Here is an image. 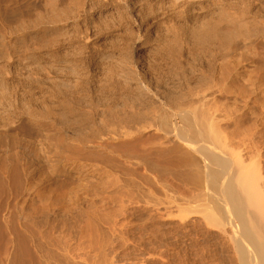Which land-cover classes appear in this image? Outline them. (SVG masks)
I'll use <instances>...</instances> for the list:
<instances>
[{
  "label": "rangeland",
  "instance_id": "obj_1",
  "mask_svg": "<svg viewBox=\"0 0 264 264\" xmlns=\"http://www.w3.org/2000/svg\"><path fill=\"white\" fill-rule=\"evenodd\" d=\"M46 0H44L45 2ZM68 1V3L66 2ZM57 0V6L55 8H44L45 12L43 9L39 10L41 12H37L38 14H36L35 12L29 11L31 12L30 14H32L31 19L34 20V22L31 24H29L31 26V28L27 27L26 24L22 21L21 18V14L19 11H17L16 8H18V0H14L13 4H9L8 6L3 7L1 5L0 2V47L3 48L5 45V47H9V48H14L16 49V52H12L10 53V59H9V55L6 54V56L4 55V52H2L4 49H2V51H0V91H4L3 95L0 92V97L2 99H0V113L2 112V114H0V118H1V122H0V126H1V131L5 132V134L3 132L0 133V143L2 142V144H0V159L3 161H0V264H66L68 262L69 259H73L75 258V260L77 258H81L78 260L81 261H85L87 259L88 264H111L115 263V264H140L139 262H141V264H148L146 257L148 256V247H149V243H147L148 241L150 242V240L153 238L155 239L154 236H156L157 234H161L163 233V230L159 231L156 230L154 228H151L148 224L146 218L144 216H146L145 212L143 211V209L139 206H136L134 208L130 209V215L128 217L129 218H125L126 221L123 225V232L119 233V228L117 227L118 225H115L117 223L116 220H118L117 216V212H118V207L119 204L117 201H113V205H110L111 201L109 198H116V187L114 186V182H115V173H114V167H111L112 165L114 166V158L112 157V155L114 156V154H112V149H113V144L114 141L111 139L112 136H110V134L112 133V129H116L115 127L120 126L119 124L121 123V125L123 124L122 121H126L127 118H129V116L131 115H136L139 116L141 114V112H147V110H149L148 105L142 104L143 102L142 99L143 96H140L139 101L134 100L136 98V95L138 94H134V92L137 90V86L141 87L142 83L144 84V82L146 81V77L148 74V66L145 67V65L143 66L142 63H144V58L146 56L147 53H150L152 56L151 58H161L163 61H161L162 66L166 65L163 67V72H165L166 74H171L174 77V82L175 84H177V86L179 87L180 85L183 84V81L186 77L187 80H189L190 84H196L199 80H202L210 69V64L208 62L209 57L212 56L213 54H215V52L217 53L215 48H212L213 46L210 45L211 42L215 41H222L220 39L223 40H228V39H241V38H253L257 40H263L264 39V0H137V1H141L143 3V6H141V8H137V9H132V10H118L116 9V7L113 6H108V7H102L99 5H96L92 8H87V9H82L78 7L79 0ZM193 1V2H192ZM61 2L64 4L67 3V5H63L61 4ZM71 2V3H70ZM78 4H77V3ZM147 4H145V3ZM148 2V3H147ZM151 2V3H150ZM176 2V4H175ZM178 2V4H177ZM181 2V3H180ZM187 2V4H186ZM16 3V5H15ZM18 3V4H17ZM162 3V4H161ZM189 3V4H188ZM191 3V4H190ZM61 4V5H60ZM75 4V5H74ZM155 4V5H154ZM158 4V6H157ZM183 4V5H182ZM202 4V5H201ZM207 4V5H206ZM63 5V6H62ZM69 5V6H68ZM149 5V6H148ZM160 5V6H159ZM177 5V6H176ZM186 5V6H185ZM192 5V6H191ZM197 7H196V6ZM1 6L3 8H1ZM14 6V7H12ZM148 6V7H147ZM155 6V7H154ZM183 6V7H182ZM205 6V7H203ZM14 9H12V8ZM61 7V8H60ZM65 7V8H64ZM75 7V8H74ZM98 7V8H97ZM164 7V8H163ZM181 7V9H180ZM186 9H185V8ZM189 7V8H188ZM202 7V8H201ZM8 11V9L10 10L9 12H6V10ZM8 8V9H7ZM70 9V12L69 9ZM79 10H78V9ZM100 8V9H99ZM102 8V9H101ZM146 8V9H145ZM148 8V9H147ZM151 8V9H150ZM3 9V10H2ZM16 9V10H15ZM55 9V11L58 9H62L60 12L58 11V13H61V17L60 18V13L56 15V12L53 11ZM66 9V10H65ZM75 9V10H74ZM92 9V11H91ZM110 9V10H109ZM139 9V10H138ZM155 9V10H154ZM183 9V10H182ZM199 9V10H198ZM13 10V12L15 14H13L11 11ZM17 12H15V11ZM43 10V11H42ZM49 10V11H47ZM52 10V11H51ZM74 10V11H73ZM77 10V11H76ZM84 10V11H83ZM142 10V11H141ZM151 10L153 11L151 13ZM193 10V11H192ZM196 10V11H195ZM6 14H10L12 15L11 17H9L8 15L6 16ZM51 11V12H50ZM67 13H66V12ZM79 11V12H78ZM83 11V13H82ZM89 11V12H88ZM91 11V12H90ZM96 11V12H95ZM146 11V12H145ZM168 13V14H164V12ZM187 11V12H186ZM12 14H11V13ZM43 12V13H42ZM48 12V13H46ZM54 12V13H52ZM72 12V13H71ZM77 14H76V13ZM86 12V13H85ZM116 12V13H115ZM142 12V13H141ZM181 12V13H180ZM71 15H70V14ZM82 13V14H81ZM95 13V14H94ZM106 13V14H105ZM118 13L119 16H118ZM131 13V14H130ZM146 13V14H145ZM151 13V14H150ZM156 13V14H155ZM33 14H36V16ZM43 14V15H42ZM50 14V15H48ZM52 14V15H51ZM55 14V15H54ZM105 16H104V15ZM135 14V15H134ZM142 14V15H141ZM194 14V15H193ZM47 15V16H46ZM59 15V16H58ZM67 15V16H65ZM101 17H98V16ZM108 15V16H107ZM124 15V16H122ZM133 15V16H132ZM148 15V16H147ZM162 15V16H161ZM14 16V17H13ZM45 16L46 18L48 17L51 21H49V19H47L48 21L46 22V18L42 17ZM51 16H53L51 18ZM72 16V17H71ZM137 16V17H136ZM155 16V17H154ZM168 16V17H167ZM13 17V18H12ZM40 18V19H36L35 18ZM57 17V18H56ZM64 17V18H63ZM92 17V18H91ZM96 20H93L95 19ZM107 17V18H104ZM119 17V20H118ZM122 17V18H121ZM159 17V18H158ZM164 17V19H163ZM166 17V18H165ZM8 18V19H6ZM10 18H12L11 20H9ZM34 18V19H33ZM66 18V20H65ZM71 18V19H70ZM112 18V19H111ZM135 18V19H133ZM138 18V19H137ZM147 18V19H146ZM157 18V19H156ZM5 19V20H4ZM44 19V20H42ZM59 19V20H58ZM82 19V20H81ZM104 19V20H103ZM111 19V20H109ZM117 19V20H116ZM128 19V20H127ZM143 19V20H142ZM245 19V20H244ZM74 20V21H73ZM100 20V21H99ZM109 20V21H108ZM135 20V21H134ZM137 20V21H136ZM151 20H153L151 22ZM155 20V21H154ZM242 20V21H241ZM36 21V22H35ZM42 21V22H40ZM46 23H43V22ZM59 21V22H58ZM62 21V22H61ZM72 21V22H70ZM78 21V22H77ZM83 21V22H82ZM90 21V22H89ZM93 21V22H92ZM99 21V22H98ZM107 21V22H106ZM113 21V22H110ZM121 21V22H120ZM127 21V22H126ZM157 21V22H156ZM159 21V22H158ZM238 21V22H237ZM22 22V23H20ZM39 22V23H37ZM54 22V23H53ZM56 22H58L57 24H55ZM61 22V23H60ZM70 22V23H69ZM86 22V23H85ZM89 22V24L87 23ZM92 22V24H91ZM94 22L96 23V25H94ZM101 22V23H100ZM117 22V24H116ZM129 22V23H128ZM151 22V23H149ZM164 24H163V23ZM242 22V23H241ZM244 22V23H243ZM36 24V27L39 28H43L42 30H46L50 32H47V34H45V39H52L49 41H42L44 42V46L42 45V42L39 41L38 43H36V46H31L32 48L28 51V53L26 54V56L24 55V53L19 54L18 52L21 49L20 46V41H21V37L22 35H24V33L26 31L29 32V30L31 31L34 27V25ZM50 23V24H49ZM64 23V24H63ZM74 23V26H73ZM110 23V24H109ZM119 23V24H118ZM121 23H123L121 25ZM162 23V24H161ZM191 23V24H190ZM21 24V25H20ZM27 24V25H28ZM34 24V25H33ZM38 24V25H37ZM43 24V25H42ZM68 24V25H67ZM71 24V25H70ZM76 24V25H75ZM100 24L102 25L101 27L97 28V25L100 26ZM107 24V26H106ZM109 24V25H108ZM129 24V25H128ZM144 24V25H143ZM152 24V25H151ZM235 24V25H234ZM23 25V26H22ZM49 27H48V26ZM52 25H55L54 27ZM59 25V26H58ZM61 25V26H60ZM64 25V26H63ZM71 27H70V26ZM81 25V26H80ZM84 25V26H83ZM119 25V27H118ZM139 25V26H138ZM156 25V26H155ZM161 25V26H160ZM164 25V26H163ZM241 25V26H240ZM243 25V26H242ZM44 26V27H43ZM52 26V27H50ZM96 26V28H95ZM115 26V27H114ZM129 26V28H128ZM149 26V28H148ZM208 26V27H207ZM235 26V27H234ZM25 27L26 31L24 30ZM46 27V28H45ZM57 27V28H56ZM62 27V28H61ZM81 27V28H80ZM97 31H94V29ZM105 27V28H104ZM109 27V28H108ZM122 27V28H121ZM126 27V28H125ZM134 27V28H133ZM147 27V29H146ZM155 27V28H154ZM157 27V28H156ZM210 27V28H209ZM240 27V28H239ZM249 27V28H248ZM66 30H65V29ZM89 28V29H88ZM92 28V29H91ZM102 28V29H100ZM143 28V29H142ZM161 28V29H160ZM212 28V29H211ZM243 28V29H242ZM262 30H261V29ZM53 29V30H52ZM64 29V30H63ZM87 29V30H86ZM109 29V30H107ZM111 29V30H110ZM119 29V30H118ZM200 29V30H199ZM220 29V30H217ZM225 29V30H224ZM248 29V30H247ZM21 30V31H20ZM57 30V31H56ZM84 30V31H83ZM89 30V31H88ZM129 30V31H128ZM134 30V31H133ZM144 30V31H143ZM148 30V31H147ZM150 30V31H149ZM239 30V31H237ZM20 31V32H19ZM61 31V32H60ZM65 31V32H64ZM81 31H83L84 33H82ZM157 31V32H156ZM163 31V32H162ZM194 31V32H193ZM196 31V32H195ZM201 31V32H198ZM205 31V32H204ZM235 31V32H234ZM23 32V33H22ZM53 32V33H51ZM56 32V33H55ZM63 32V33H62ZM81 32V33H80ZM86 32V33H85ZM94 32V33H93ZM118 32V33H117ZM122 32V33H121ZM143 32V33H142ZM145 32V33H144ZM162 34H161V33ZM210 32V33H209ZM224 32V33H223ZM232 32V33H231ZM258 32V33H257ZM20 33H22V35H20ZM53 35L54 37L49 35ZM58 35L61 34V35ZM88 33V34H87ZM93 33V34H92ZM127 33V34H126ZM130 33H132L130 35ZM139 33V34H138ZM156 33V35H155ZM196 33V35H195ZM202 33V34H201ZM206 33V34H204ZM243 33V34H242ZM82 34V36H81ZM97 34V35H96ZM99 34V35H98ZM122 34V35H121ZM130 36H129V35ZM136 34V35H135ZM144 34V35H142ZM221 34V35H220ZM20 35V37H18ZM86 35V36H85ZM92 35H94V37H92ZM110 35L111 38H110ZM117 35V36H116ZM142 36L141 38V42L137 43L136 41L139 40V36ZM158 35V36H157ZM199 35V36H198ZM243 35V36H241ZM257 35V36H256ZM260 35V36H259ZM98 36V37H97ZM108 36V37H107ZM125 36V37H124ZM135 38H134V37ZM145 36V37H144ZM147 36V37H146ZM230 36V37H229ZM86 37V38H85ZM87 37H91V39L87 40ZM156 37V38H155ZM158 37V39H157ZM160 37V38H159ZM189 37V38H188ZM218 37V38H216ZM220 37V38H219ZM223 37V38H222ZM229 37V38H228ZM239 37V38H238ZM258 37L260 39H258ZM18 43H17V39ZM59 38V39H58ZM82 38V40H81ZM124 38V39H123ZM131 40H130V39ZM146 38V39H145ZM192 38V39H191ZM197 38V39H196ZM201 38L206 39L204 42H201ZM47 39V40H48ZM70 39V40H68ZM94 39V40H93ZM96 39V40H95ZM99 39V40H98ZM108 39V40H107ZM116 39V40H114ZM145 39V40H144ZM160 39V40H159ZM164 39V40H163ZM209 41H208V40ZM214 39V40H213ZM217 39V40H216ZM56 40V43H55ZM86 40V41H85ZM101 40H105V41H101ZM110 40V41H109ZM129 40V41H128ZM163 40V41H162ZM195 40V41H193ZM6 41V43L4 42ZM52 41V42H51ZM66 41V42H65ZM85 41V42H84ZM97 41V43H96ZM108 41V42H107ZM128 41V43L126 42ZM134 41V42H133ZM160 41V42H159ZM208 41V42H207ZM4 42V43H3ZM13 42V43H12ZM15 42V43H14ZM84 42V43H83ZM111 42V43H110ZM133 42V43H131ZM163 42V43H162ZM12 43V44H11ZM46 43V44H45ZM52 43V44H51ZM66 43V44H65ZM90 43V44H89ZM95 43V44H92ZM101 43H103L101 45ZM179 43V44H177ZM202 43H204V45H201ZM3 44V46H2ZM17 44V45H16ZM49 44V45H48ZM131 44V45H130ZM153 44V46H152ZM159 44V45H158ZM9 45V46H7ZM15 45V46H14ZM35 45V44H34ZM83 45V47H82ZM99 45V46H98ZM105 45V46H104ZM111 45V46H109ZM144 45V46H143ZM176 45V46H175ZM182 45V47H181ZM197 45V47H195ZM11 46V47H10ZM17 46V47H16ZM39 46V47H38ZM59 46V47H58ZM92 48H91V47ZM95 46V47H94ZM98 46V47H96ZM111 47V49L109 47ZM130 46V47H129ZM150 46V47H149ZM200 46V47H199ZM202 46V47H201ZM207 46V48H206ZM37 47V48H35ZM82 47V48H81ZM102 47V48H101ZM129 47V48H128ZM179 47V48H176ZM204 47V48H203ZM0 48V50H1ZM20 48V49H19ZM71 48V49H70ZM73 48V50H72ZM75 48H79L75 49ZM82 51H80L81 49ZM88 48V49H87ZM91 48V49H90ZM132 48V49H131ZM136 48V49H135ZM151 48V49H150ZM202 48V49H201ZM262 48V49H260ZM258 49L259 53H263L262 55L259 54L260 56H264V47H260ZM36 49V50H35ZM97 51H96V50ZM155 49V50H154ZM171 49V50H169ZM178 49V50H177ZM185 51H184V50ZM194 49V50H193ZM201 49V50H200ZM207 49V50H206ZM209 49H213L211 52L209 51ZM18 50V51H17ZM64 50L66 52H64ZM68 50V51H67ZM71 50L73 52H71ZM76 50V51H74ZM78 50V51H77ZM85 50V51H84ZM91 50V51H90ZM101 50V51H100ZM108 50V51H107ZM132 52H131V51ZM197 50V51H196ZM35 51V52H34ZM56 51V52H55ZM109 53H107V52ZM128 51V52H127ZM146 51V53H145ZM150 51V52H149ZM152 51V52H151ZM161 51V52H160ZM167 51V52H166ZM173 51V52H171ZM175 51V52H174ZM183 51V52H182ZM203 53H202V52ZM214 51V52H213ZM83 52V54H82ZM99 52V53H98ZM126 54H125V53ZM171 52V53H170ZM179 52V53H178ZM199 52V53H198ZM16 55H15V54ZM21 53V52H20ZM30 53V54H29ZM34 53V54H33ZM57 53V54H55ZM75 53V54H74ZM78 53V54H77ZM81 53V54H80ZM89 53V54H88ZM104 55H103V54ZM107 53V55L105 56V54ZM112 53V54H111ZM121 53V54H120ZM129 53V54H128ZM132 53V54H131ZM144 54V56H142V54ZM158 53V54H156ZM175 53V55H173ZM182 54L183 58H185V60L181 57L180 59V55ZM187 53V54H186ZM213 53V54H212ZM19 54V55H18ZM61 54V56H60ZM62 54H64L62 56ZM67 54V55H66ZM98 54V55H97ZM123 54V55H122ZM134 54V55H133ZM155 54V55H154ZM165 56H164V55ZM169 54V55H168ZM171 54V55H170ZM24 55V56H22ZM30 55V57H29ZM34 58H33V56ZM53 55V56H52ZM71 55V56H70ZM77 55V56H76ZM79 55V56H78ZM91 55V56H90ZM100 55V56H99ZM117 55V56H116ZM128 55V56H126ZM133 55V56H132ZM168 55V56H167ZM185 55V56H184ZM194 55V56H193ZM15 56V57H14ZM32 56V57H31ZM40 56H42V58H40ZM49 56V57H48ZM55 56V57H54ZM75 56V57H74ZM93 56V58H91ZM104 56V57H101ZM123 56V57H121ZM132 56V57H131ZM137 56V58H136ZM161 56V57H160ZM178 56V57H177ZM191 56V57H190ZM205 56V57H204ZM4 57V58H3ZM8 57V59L6 58ZM19 57V58H18ZM22 57V59H21ZM26 58V62L24 60V58ZM29 57V58H28ZM57 57V58H56ZM65 57V58H64ZM70 57V58H69ZM90 57V58H89ZM97 57V58H95ZM105 57L108 58L105 60ZM120 57V58H118ZM131 57V59H130ZM144 57V58H143ZM175 57V61L174 58ZM188 57V58H187ZM67 58V59H66ZM86 60H85V59ZM112 58V59H110ZM124 58V59H122ZM135 58V59H134ZM207 58V59H206ZM21 61H17V60ZM31 59L32 62H34L35 60H37V62L35 61L34 63L37 64H33L35 65L33 67V65L30 67L27 66L29 64V62L31 63ZM41 59V60H40ZM55 59V60H53ZM61 59V61H60ZM70 59V60H69ZM77 59V60H76ZM83 59V60H82ZM96 59V60H95ZM98 59V60H97ZM122 59V60H119ZM126 59V60H125ZM138 59V60H137ZM140 59V60H139ZM167 59V60H166ZM179 59V60H178ZM187 59V61H186ZM194 59V60H191ZM201 59V60H199ZM205 59L207 60V62L205 61ZM7 60L9 61L7 63ZM15 60V61H14ZM40 60V61H39ZM45 60V61H44ZM49 60V61H48ZM63 60V61H62ZM66 60V61H65ZM74 60V61H72ZM77 62H76V61ZM89 60V61H87ZM108 60L110 62H108ZM130 60H134V61H130ZM138 62H137V61ZM170 60V63H169ZM190 60V61H189ZM197 60V61H196ZM11 61V62H10ZM23 61V62H22ZM29 61V62H28ZM56 63H54V62ZM73 63H71V62ZM79 61V62H78ZM81 61V63H80ZM88 63H87V62ZM95 63H94V62ZM97 61V62H96ZM122 61V62H120ZM196 61V62H194ZM17 64H16V63ZM21 62L24 64H21ZM43 62V64H42ZM51 62V63H50ZM59 62V63H58ZM61 62V63H60ZM66 62V64H65ZM108 62V63H107ZM133 62V63H132ZM168 62V63H167ZM174 63H179V64H183L185 63V65H183V68H178L176 69V66H178L179 64H176L175 67L174 65L171 64ZM174 62V63H173ZM188 62V64H187ZM47 63V64H46ZM50 63V64H49ZM71 63V64H70ZM91 63V64H89ZM104 65H103V64ZM115 63V64H114ZM125 63V64H122ZM127 63V64H126ZM132 63V64H131ZM165 63V64H164ZM201 63V64H200ZM204 63V64H203ZM206 63V64H205ZM208 63V64H207ZM16 66H15V65ZM19 64V65H18ZM40 64V67H38V65ZM43 66H42V65ZM97 64V65H96ZM137 64V65H136ZM153 64V63H151ZM164 64V65H163ZM168 64V65H167ZM170 64V65H169ZM203 64V66H202ZM22 65V66H21ZM49 65V66H48ZM53 65L55 67H53ZM91 65V66H90ZM94 65V66H93ZM100 65V66H98ZM110 65V67H109ZM117 65V66H115ZM129 65V66H128ZM132 65V66H131ZM135 65V66H134ZM139 65V66H138ZM12 66V68H11ZM19 66V67H18ZM52 66V67H51ZM59 68H58V67ZM65 66V67H64ZM112 66V67H111ZM125 66V67H122ZM170 66V67H169ZM172 66V67H171ZM190 68H187L189 67ZM192 66V67H191ZM18 67V68H17ZM26 67V68H25ZM34 69H31V68ZM38 67V68H37ZM44 67V68H43ZM51 69H50V68ZM73 67V68H72ZM76 67V68H75ZM89 67V68H88ZM103 67V68H102ZM105 67V68H104ZM108 67V68H106ZM115 67V69H114ZM135 67V68H134ZM206 67V68H203ZM21 68V69H20ZM29 68V69H28ZM36 68V69H35ZM42 68V69H41ZM47 68V69H46ZM58 70H57V69ZM69 68V69H68ZM75 68V69H74ZM137 68V69H136ZM141 68V69H139ZM143 68V69H142ZM170 68V69H169ZM192 68V69H191ZM24 69V70H23ZM39 69V71H38ZM46 69V70H45ZM53 69V70H52ZM87 69V70H86ZM103 69V70H101ZM112 69V70H111ZM118 69V70H117ZM121 69V70H120ZM167 69V70H166ZM174 69H176L177 71H174ZM184 69V70H182ZM188 69V70H187ZM203 69V70H202ZM23 72H22V71ZM29 72H28V71ZM33 70V71H31ZM35 70V71H34ZM43 70L40 74L39 72ZM68 70V71H67ZM74 70V71H73ZM86 70V71H85ZM94 72H93V71ZM99 72H98V71ZM107 70V71H106ZM134 70V71H132ZM139 70V71H138ZM170 70V71H169ZM182 70V71H181ZM206 70V71H205ZM18 71V72H17ZM48 71V72H47ZM55 71V72H54ZM61 71H63L61 73ZM102 71V72H101ZM117 71V72H115ZM124 71V72H123ZM128 71V72H126ZM132 71V72H131ZM11 74H10V73ZM35 72V73H34ZM38 72V73H37ZM57 72V73H56ZM61 74H60V73ZM67 72V73H66ZM72 72H75L73 74L76 75H72ZM86 72V73H85ZM111 72V73H110ZM137 72V74H136ZM140 72V73H139ZM143 72V73H142ZM146 72V73H144ZM169 72V73H167ZM173 72V73H172ZM205 72V73H204ZM7 73V74H6ZM18 73L20 75H18ZM26 73V75L24 74ZM28 73V74H27ZM47 73V74H46ZM54 73H56L54 75ZM60 75H59V74ZM69 73V75H68ZM81 75H80V74ZM96 73V74H95ZM101 73V74H100ZM105 73V74H104ZM116 73V74H115ZM120 73V74H118ZM126 73V74H125ZM132 73V74H131ZM175 73V74H174ZM201 73H203V75H201ZM10 74V75H9ZM15 74V75H12ZM17 74V75H16ZM24 74V75H23ZM36 74V75H35ZM45 74V76L43 75ZM51 74V75H50ZM83 74V75H82ZM85 74V75H84ZM110 74V75H109ZM115 74V75H114ZM136 74V75H135ZM141 74V75H140ZM143 74V75H142ZM4 75V76H3ZM9 75V76H8ZM22 75V76H21ZM32 75V77L30 76ZM34 75V76H33ZM39 75V77L37 76ZM93 75V76H92ZM107 75V76H106ZM117 75V76H116ZM138 75V76H137ZM145 75V76H144ZM191 75V76H189ZM4 78H3V77ZM20 76V77H19ZM24 76L28 77V78H23ZM36 76V77H35ZM60 78L57 80L54 78ZM73 76V77H72ZM78 76V77H77ZM90 76V77H88ZM99 76V77H98ZM102 76V77H101ZM115 76V77H114ZM123 76V77H122ZM141 76V77H140ZM193 76V77H192ZM42 77V78H41ZM66 77V78H64ZM71 77V78H70ZM80 77V78H79ZM83 77V78H82ZM85 77L87 80H85ZM88 77V78H87ZM103 79H101V78ZM104 77V78H103ZM109 77V78H108ZM114 77V78H113ZM139 77V78H138ZM143 77V78H142ZM182 77V78H181ZM32 78V79H31ZM50 78V79H49ZM54 78V79H52ZM64 78V79H62ZM74 78V79H73ZM76 78V79H75ZM82 78V79H81ZM91 78V79H90ZM100 78V79H99ZM137 78V79H136ZM141 78V79H140ZM145 78V79H144ZM197 78V79H196ZM7 79V80H6ZM14 81H13V80ZM22 79V80H21ZM35 79V80H34ZM38 79V80H37ZM52 79V80H51ZM68 79V80H67ZM71 79V80H70ZM84 79V81H83ZM97 79V80H96ZM108 79V80H107ZM118 79V80H117ZM123 79V80H122ZM179 79V80H178ZM199 79V80H198ZM2 80V81H1ZM6 80V81H5ZM9 80V81H8ZM16 80V81H15ZM20 80V81H18ZM26 80V81H25ZM31 82H29V81ZM40 80V81H39ZM54 80V81H53ZM78 80V81H76ZM80 80V81H79ZM93 82H92V81ZM107 80V81H106ZM115 80V81H114ZM121 80V81H120ZM132 80V81H129ZM133 80L135 82H133ZM136 80H139L138 82ZM143 80V81H142ZM8 81V82H7ZM12 81V82H11ZM35 81V82H34ZM38 81V82H36ZM42 81V82H41ZM64 81V82H63ZM68 81V82H67ZM97 81V82H96ZM119 81V82H118ZM141 81V82H140ZM181 81V82H179ZM2 82V83H1ZM4 82V83H3ZM7 82V85H6ZM23 82V83H22ZM44 82V84L42 85V83ZM46 82L48 84H46ZM95 82L97 83V85L95 84ZM99 82V83H98ZM105 82V83H104ZM108 82V83H107ZM116 82V83H115ZM140 82V83H139ZM10 85H9V84ZM14 83V84H13ZM16 83V85H15ZM28 83V84H27ZM35 83V84H34ZM40 83V84H39ZM57 83V84H56ZM60 83V84H59ZM62 83V84H61ZM101 83V84H100ZM119 83V84H118ZM131 83V84H130ZM138 83V84H137ZM180 83V84H178ZM59 84V85H58ZM66 84V85H65ZM69 84V85H68ZM76 84V85H75ZM114 84V85H113ZM122 84V85H121ZM130 84V85H128ZM134 84V86H133ZM140 84V85H139ZM21 85V86H20ZM24 85V86H22ZM26 85V86H25ZM35 85V88H34ZM47 85V86H46ZM102 85V86H101ZM119 85V86H118ZM121 85V86H120ZM136 85V86H135ZM16 86V87H15ZM69 86V87H68ZM109 86V87H108ZM116 86V87H115ZM128 86V87H127ZM18 87V88H17ZM23 87V89H22ZM26 87V88H25ZM50 87V88H48ZM101 87V88H100ZM107 87V88H106ZM111 87H115V88H111ZM124 88V90L119 88ZM2 88V89H1ZM13 88V89H12ZM40 88V89H38ZM110 88V89H108ZM118 88V89H117ZM128 88V89H127ZM130 88V89H129ZM7 89V90H5ZM12 89V90H11ZM16 89V90H15ZM27 89V90H26ZM29 92L26 93V91ZM32 89V90H31ZM35 91H34V90ZM38 89V90H37ZM104 89V90H103ZM15 90V91H14ZM20 92H19V91ZM42 90V91H41ZM46 90V91H45ZM49 90V91H48ZM98 90V91H97ZM118 90V91H117ZM132 90V91H131ZM8 91V92H7ZM15 94H13V92ZM25 91V92H24ZM38 91V92H36ZM41 91V92H40ZM51 91V92H50ZM101 91V92H100ZM111 91V92H110ZM124 91V92H123ZM134 91V92H133ZM6 92V94H5ZM19 92V93H18ZM36 92V93H35ZM49 92V93H48ZM107 92V93H106ZM113 92V93H112ZM127 92V93H126ZM133 92V93H130ZM9 93V94H7ZM37 93H38V97H37ZM44 93H47L44 95ZM105 93V94H103ZM116 93V94H114ZM121 93V94H119ZM125 95H124V94ZM5 94V95H4ZM13 94V95H10ZM23 94V95H21ZM32 96H30V95ZM36 96H35V95ZM118 94V95H117ZM20 96L19 97H16ZM54 95V96H53ZM113 95V97H112ZM117 95V96H116ZM128 97H127V96ZM133 97H132V96ZM8 99H6L5 98ZM9 96L11 98H9ZM15 97L17 99H13L12 98ZM30 96V97H29ZM56 96V97H55ZM102 96V97H101ZM107 96V97H106ZM138 96V95H137ZM27 97V98H26ZM32 97V99H31ZM110 99H109V98ZM123 97V98H122ZM125 97V98H124ZM142 97V98H141ZM22 98V99H21ZM39 98V99H38ZM101 98V99H100ZM108 98V99H107ZM112 98V99H111ZM118 98V99H117ZM132 98V99H130ZM19 99V100H18ZM104 99V100H103ZM123 99V100H121ZM129 99V100H128ZM141 99V100H140ZM5 100V101H4ZM12 100V102H11ZM14 100V102H13ZM17 100V101H16ZM22 102H21V101ZM26 100V101H25ZM34 100V101H33ZM113 102H112V101ZM119 102H118V101ZM128 100V101H127ZM7 101V102H6ZM24 101V102H23ZM30 103H29V102ZM51 101V102H50ZM111 101V102H110ZM3 102V103H2ZM8 102H10L8 104ZM21 102V103H20ZM27 105H24V104ZM38 102V103H37ZM45 102V104H44ZM123 102V103H122ZM126 102V103H125ZM134 102V103H133ZM5 103V104H4ZM17 105H16V104ZM21 105L23 106H20ZM46 103H51V104H47L48 107L46 106ZM62 103V105H61ZM69 103V104H68ZM107 103V104H106ZM112 103V104H111ZM115 103V104H113ZM120 103V104H119ZM8 104V105H7ZM13 104V105H12ZM35 104L34 106L37 107L35 108L34 106H31ZM44 104V106H43ZM55 104V106H54ZM59 104V105H58ZM67 104V105H66ZM110 104V105H109ZM136 104V105H135ZM141 104V105H140ZM4 106V107H1ZM16 107H15V106ZM50 105V108H49ZM105 105V106H104ZM115 105V106H114ZM143 105V106H142ZM7 106V107H6ZM26 106V108H25ZM53 106V107H52ZM126 106V107H125ZM140 106V107H139ZM146 106V107H145ZM9 107V108H8ZM31 107V108H30ZM43 109L42 111L45 110V108L47 109L46 111L42 112L41 109ZM51 107L53 109H51ZM55 107V109H54ZM61 109H59V108ZM64 109H63V108ZM67 107V108H65ZM108 107V108H107ZM122 107V108H121ZM148 107V108H147ZM20 108V109H19ZM24 108V109H23ZM30 108V109H29ZM34 108V109H32ZM57 108V109H56ZM128 108V110H127ZM146 108V109H145ZM17 109V110H16ZM23 109V110H22ZM124 109V110H123ZM134 109V110H133ZM138 110V112L136 110ZM140 109V110H139ZM145 109V111H144ZM29 110V111H28ZM37 110V111H36ZM40 110V111H39ZM51 110V111H50ZM54 110L55 113H54ZM66 110V111H65ZM122 110V111H121ZM126 110V111H125ZM8 111V112H6ZM10 111V112H9ZM15 111V113H14ZM22 111V112H21ZM31 111V113H30ZM32 111H34L32 113ZM39 111V112H38ZM53 111V112H52ZM63 111V112H62ZM68 111V112H67ZM104 111V112H103ZM131 111V112H130ZM7 114H6V113ZM21 112V114H20ZM24 112V113H23ZM47 114H46V113ZM52 112V114L50 113ZM57 112V113H56ZM74 112V113H73ZM122 112V113H121ZM5 113V114H4ZM10 113V114H8ZM14 113V114H12ZM41 113V115H40ZM50 113V115H49ZM63 113V114H62ZM117 113V114H115ZM120 113V114H119ZM125 113V114H124ZM128 113V114H127ZM25 116H24V115ZM36 114V115H35ZM60 114V115H59ZM61 114L63 117H61ZM130 114V115H129ZM139 114V115H138ZM8 116L7 118L5 116ZM15 115V116H14ZM27 115H29L31 118H29V116L27 117ZM33 115V116H32ZM46 115V116H44ZM53 117H50L52 116ZM79 115V116H78ZM114 115V116H113ZM115 115H118L115 116ZM121 115V117H120ZM3 116V117H2ZM18 116V117H17ZM20 116V117H19ZM38 116V117H37ZM49 116V117H48ZM55 116V117H54ZM59 116V117H58ZM68 116V117H67ZM70 116V117H69ZM112 116V117H111ZM13 119L14 122H12L11 118ZM25 117V118H24ZM34 117V118H33ZM58 117V118H57ZM107 117V119H106ZM111 117V118H110ZM115 117V118H114ZM3 118V119H2ZM16 118V119H15ZM29 119V120H23V119ZM33 118V119H32ZM39 118V119H38ZM52 118V119H51ZM55 118V119H54ZM61 118V119H60ZM70 118V119H69ZM118 118V119H116ZM124 118V119H123ZM6 119L8 120V122H10V124H8V122L6 121ZM10 119V121H9ZM20 119V120H19ZM38 119V120H37ZM46 119V120H45ZM59 121H58V120ZM66 119V120H65ZM106 119V120H105ZM109 119V120H108ZM111 119V120H110ZM116 119V120H113ZM5 122H4V121ZM17 120V122H16ZM33 120V121H32ZM43 122H42V121ZM51 120H53L52 122H50ZM56 120V121H54ZM63 120V121H62ZM104 120V121H103ZM4 123H3V122ZM35 121V122H34ZM37 121V123H36ZM48 123H46V122ZM16 122V124H15ZM29 122V123H28ZM42 124H39V123ZM57 122V123H55ZM67 122V123H66ZM71 122V123H70ZM107 122V123H106ZM111 122V123H108ZM114 122H118L114 125ZM7 123V124H6ZM13 123V124H11ZM19 123V124H18ZM28 123V124H27ZM32 123V124H31ZM35 123V124H34ZM54 123V124H53ZM7 126H5V125ZM39 124V126H38ZM48 124H51L48 126ZM72 124V125H71ZM104 124V125H103ZM3 125V127H2ZM12 125V127H11ZM14 125V126H13ZM19 125V126H18ZM47 125V126H46ZM78 125V126H76ZM109 125V126H108ZM113 125V127H111ZM7 127L5 129L4 128ZM33 127V128H29V127ZM38 126V127H37ZM41 126V127H40ZM45 126V128H43ZM51 126V127H50ZM57 126V128L55 127ZM59 128L61 129H58ZM63 126V127H61ZM71 126V127H70ZM16 127V128H14ZM20 127V128H19ZM48 127V129H47ZM53 130H51L50 128ZM69 129H68V128ZM77 127V129L75 128ZM80 127V128H79ZM108 127H110L111 129H109ZM3 128V129H2ZM36 130H33L35 129ZM39 128V129H38ZM55 128V130H54ZM66 128V129H65ZM73 128V129H72ZM103 128V130H102ZM106 128V130H105ZM5 129V130H4ZM20 130L19 132L23 134H20V136L18 135L19 132L18 131H14V130ZM32 129V131H30ZM63 129V130H62ZM99 129V130H98ZM113 129V130H114ZM13 132L11 133L10 132ZM13 130V131H12ZM43 132H42V131ZM54 131V132H47V131ZM97 130V131H96ZM38 131V132H35ZM46 133H45V132ZM63 131V133H62ZM91 131V132H90ZM94 133H93V132ZM102 133H101V132ZM110 131V132H109ZM8 132V133H7ZM16 132H18L16 134ZM35 132V133H34ZM42 132V133H41ZM56 132L58 134H56ZM74 132V133H73ZM76 132V133H75ZM84 134H83V133ZM89 132V133H87ZM108 132V133H106ZM3 133V134H2ZM12 134V136H16L18 139H13L11 138L12 136H9L8 134ZM24 133H28L24 134ZM37 135V136H35ZM41 133V135L39 134ZM47 135H45V134ZM61 133V134H60ZM68 133V134H66ZM96 133V135H95ZM101 133V134H100ZM156 133V135H155ZM2 134V135H1ZM44 134V135H42ZM54 134V135H53ZM64 134V135H63ZM80 134V136L78 135ZM93 134V135H92ZM105 136L103 137L102 136ZM105 134V135H104ZM157 132H147L145 134V136L149 135V136H158ZM3 135H6L4 137H2ZM25 135V136H24ZM27 135V136H26ZM30 135V136H29ZM33 135V136H32ZM50 135V136H49ZM59 135V138H58ZM63 138H62V136ZM72 135V136H71ZM78 135V137L76 136ZM83 135V136H81ZM86 135V136H85ZM95 135V136H94ZM8 136V137H7ZM61 136V137H60ZM89 136V137H88ZM95 138H93V137ZM98 138H97V137ZM101 136V137H99ZM107 136V137H106ZM1 137L3 139H1ZM10 137V138H9ZM15 137V138H16ZM86 138V140L84 138ZM88 137V138H87ZM92 137V138H91ZM20 138V140H19ZM51 138V139H49ZM57 138V139H56ZM69 138V139H68ZM81 138V139H80ZM109 138V139H108ZM7 139V140H6ZM23 139V143H21ZM60 139V140H59ZM75 139V141H74ZM79 139V140H78ZM85 142L83 143V141ZM88 139V141H87ZM92 139V141L90 140ZM98 139H100V141H98ZM107 140L109 141L105 143L103 140ZM19 140V142H18ZM28 140V141H27ZM57 140V141H56ZM73 140V142H75V145H73L74 143L71 142ZM80 141V142H77ZM3 141H5L3 143ZM13 141V143L11 142ZM94 144L92 145L90 142H93ZM7 142V143H6ZM10 142L12 143V145H10ZM18 142V143H17ZM26 142V143H25ZM59 142V143H58ZM62 142V143H61ZM82 142V143H81ZM97 142V143H96ZM100 142V143H99ZM111 142V143H110ZM31 143V145H30ZM55 143V144H54ZM58 143V144H57ZM76 143H80L79 146ZM88 143V144H87ZM101 143H102V147L104 148H108L107 150L109 152H103V148H101ZM9 144V145H8ZM18 144V145H17ZM25 144V145H24ZM63 144V145H62ZM84 144V145H83ZM96 144V145H95ZM100 144V145H99ZM111 144V146H110ZM10 146V148H8V146ZM56 145H59V147H56ZM77 145V146H76ZM86 145H90V146H86ZM104 145V146H103ZM109 147H107V146ZM4 146V147H2ZM6 146V147H5ZM18 148V149H16ZM18 146V147H17ZM28 146V147H26ZM63 146V147H62ZM72 146V147H70ZM82 146V147H81ZM84 146V147H83ZM91 146H93V148H91ZM96 146H98L96 148ZM2 147V148H1ZM27 149H26V148ZM48 147H50L51 149H48ZM76 149L74 148H77ZM88 148L86 150V148ZM11 148H14L15 150H11ZM57 148V149H56ZM60 148V149H59ZM81 148L84 149L81 151ZM100 150H99V149ZM109 148H111L109 150ZM4 149V150H3ZM10 149V150H9ZM21 151H20V150ZM23 149V150H22ZM62 149V150H61ZM69 149V150H67ZM72 151H71V150ZM94 149V150H93ZM98 151H97V150ZM49 150V151H48ZM64 150V151H63ZM76 152V154L74 151ZM91 150V151H89ZM5 151V152H4ZM13 151V153H9V152ZM15 151V152H14ZM17 151V152H16ZM23 153L20 154L19 153ZM24 151V152H23ZM27 151V152H26ZM51 151V152H50ZM59 151V152H58ZM81 151V152H80ZM97 151L98 153H95V155H93L94 153ZM112 153H111V152ZM26 152V153H25ZM55 152V153H54ZM66 152V153H64ZM69 152V153H68ZM71 152V153H70ZM73 152V153H72ZM85 152V153H84ZM100 152V153H99ZM8 156V159L6 157V154ZM19 153V154H17ZM46 153H48L46 156ZM92 153V154H91ZM111 153V154H110ZM12 156H11V155ZM38 154V155H37ZM45 156L40 158L42 155ZM51 154V156H50ZM58 154V155H56ZM68 154H73V155H69ZM80 159V156L78 155H82ZM85 154V155H84ZM88 154V155H87ZM91 154V156H89ZM98 154V155H97ZM100 154V155H99ZM101 154H104L101 155ZM107 156H106V155ZM110 154V155H109ZM3 155V156H2ZM23 157H22V156ZM33 155V157L31 156ZM35 155V156H34ZM41 155V156H40ZM76 155V156H75ZM14 156V157H13ZM20 156V158H19ZM39 156V157H38ZM64 158H63V157ZM66 156V157H65ZM102 156V157H99ZM5 157V158H4ZM10 157V158H9ZM33 159H32V158ZM36 157V158H35ZM49 157V158H48ZM53 159H51V158ZM59 157V159L57 158ZM79 157V158H78ZM90 157V158H88ZM96 159H95V158ZM110 159H106V158ZM110 157V158H109ZM112 157V158H111ZM31 158V159H30ZM35 158V159H34ZM40 158V159H39ZM47 158V159H46ZM85 158V160H84ZM90 160H88V159ZM93 158V159H91ZM99 160H98V159ZM20 159V160H19ZM39 159V160H37ZM63 159V160H62ZM66 159V160H65ZM69 159V160H68ZM104 159V160H101ZM106 159V160H105ZM9 162H8V161ZM16 160V161H15ZM18 160V161H17ZM22 160V161H21ZM26 164H24V161ZM30 162H29V161ZM33 160V162H32ZM44 160V161H43ZM47 160V161H46ZM57 161V163L55 161ZM73 162H72V161ZM82 160V161H81ZM88 160V161H87ZM108 160V161H107ZM6 161V162H5ZM28 163H27V162ZM42 161V162H41ZM52 161V162H51ZM70 163L68 164L67 163ZM80 161V163L78 162ZM92 161V162H91ZM102 161V162H101ZM103 161L105 162L103 164ZM112 161V162H111ZM2 162V163H1ZM17 162V163H16ZM20 162V163H19ZM39 162V163H38ZM50 162V163H49ZM60 162V163H59ZM75 162V163H74ZM77 162V163H76ZM88 162V163H85ZM108 164H107V163ZM7 163V164H6ZM15 165H14V164ZM42 165H41V164ZM46 163V164H45ZM48 163V164H47ZM54 163V164H53ZM59 163V164H58ZM62 163V164H61ZM64 163V164H63ZM95 165H94V164ZM99 163V164H98ZM106 164V166H103ZM10 164V165H9ZM15 167H12L13 165ZM28 164V165H27ZM30 164V165H29ZM35 164V165H34ZM37 164V165H36ZM68 164V165H66ZM76 166H74V165ZM78 164V165H77ZM85 164V165H83ZM91 169L89 168V165ZM94 166H93V165ZM110 164V165H109ZM112 164V165H111ZM9 165V166H8ZM26 165V166H25ZM54 165L53 169L51 168ZM60 165V167H59ZM85 167H83V166ZM87 165V166H86ZM109 165V166H108ZM5 166V169H3V167ZM20 166V167H19ZM25 166V167H24ZM38 168H36V167ZM46 166V167H45ZM49 168H48V167ZM51 166V167H50ZM82 166V167H81ZM96 166V168H95ZM100 166V172L99 171V167ZM10 167V168H9ZM19 167V168H18ZM30 170V174H27L28 168ZM43 167V168H40ZM81 167V168H80ZM111 167V168H110ZM13 168V169H11ZM27 172H26V169ZM36 168V169H34ZM42 170H40V169ZM45 168V169H44ZM79 168V169H77ZM82 168L85 169L84 171H82ZM89 168V169H88ZM106 168L109 169V171L105 170ZM9 169V170H8ZM18 169V170H17ZM24 169V170H23ZM44 169V170H43ZM63 169V170H62ZM68 169V170H67ZM98 171L96 172L95 170ZM104 169V170H103ZM4 170V171H2ZM6 170V172H5ZM12 170V171H11ZM14 170V172H13ZM20 170V171H19ZM23 172H22V171ZM34 170V171H33ZM36 170H39L36 171ZM69 171V173H65L62 175L63 171ZM89 170V171H88ZM93 170V172H92ZM9 171V172H8ZM44 171V172H42ZM58 171H60L58 173ZM2 172V174H1ZM5 172V173H4ZM8 172V173H7ZM12 172V173H11ZM18 172V173H16ZM20 172V174H19ZM38 172V173H37ZM55 172V173H54ZM71 172V173H70ZM78 172V173H77ZM85 172V174H83ZM111 172V173H110ZM7 173V174H6ZM11 173V174H10ZM23 173V174H22ZM41 177H40V175ZM75 173V174H74ZM107 173V174H106ZM113 173V174H112ZM5 174V175H4ZM27 177H25L26 175ZM52 174V175H51ZM58 174V175H57ZM68 174V175H66ZM78 174V179H75L74 175ZM80 174H83L81 177L79 176ZM97 174V175H96ZM98 174H102V176L98 175ZM112 174V175H111ZM4 175V176H1ZM9 176L6 177V176ZM13 175V176H12ZM18 175V176H17ZM33 175V176H32ZM72 175V176H71ZM86 175V176H85ZM96 175V176H95ZM106 175V176H105ZM111 175V176H110ZM25 178H21V177ZM30 176V177H29ZM37 176H39V180L37 178ZM54 176V177H53ZM67 176V177H65ZM100 176V177H99ZM105 176V177H104ZM110 176V178H109ZM11 177V178H10ZM18 179V183H17V179ZM36 177V178H34ZM57 183L54 182L53 180ZM56 177V178H55ZM65 177L67 179V181H65L66 179L63 178ZM72 177V178H71ZM85 177V178H84ZM101 177H104L101 179ZM8 178V179H6ZM22 179V181L19 180ZM32 178H34L33 180H31ZM60 181H58V179ZM62 178V179H61ZM106 178H109L108 181L104 182L103 180H106ZM114 180H112V179ZM52 181H51V180ZM65 179V180H64ZM70 179V180H68ZM73 179V180H71ZM83 179V180H82ZM99 179V180H98ZM113 182H111V180ZM33 181L32 184L34 182H36V184L34 183V187L32 186L31 182L28 183L27 181ZM37 180V181H35ZM57 180V181H56ZM74 180H76L77 182H75ZM101 180V181H100ZM64 181V182H62ZM81 181V182H80ZM85 181V182H84ZM22 182V183H21ZM25 182V183H24ZM29 186H27L28 184ZM61 182V183H60ZM70 182V183H68ZM74 182V183H72ZM80 182V183H79ZM83 182V183H82ZM103 182V183H101ZM111 182V183H108ZM52 183V184H51ZM76 183V184H75ZM109 184L105 187V184ZM54 184V185H53ZM61 184V185H60ZM72 184V185H69ZM76 186H74V185ZM79 184V185H78ZM103 184V186H101ZM56 185V186H55ZM81 185V186H80ZM26 186V187H25ZM31 186V187H30ZM70 186V188L68 187ZM73 186V187H72ZM78 186V187H77ZM109 186V189L107 191V187ZM113 186V188H112ZM28 187V188H27ZM33 187V190H32ZM105 187V188H104ZM111 187V188H110ZM20 188V189H19ZM24 188V189H23ZM28 191H26L25 190ZM32 191H30V189ZM106 189L104 191V189ZM115 188V189H114ZM24 191H23V190ZM67 189V190H66ZM113 189L115 194H113ZM23 192H21V191ZM112 190V191H111ZM20 192V193H19ZM26 192L28 193V195H26ZM106 192V193H105ZM106 195H105V194ZM108 193H110V195H108ZM26 195V196H24ZM105 195V196H104ZM115 197H112V196ZM28 196V197H27ZM109 197L107 199V197ZM104 197V198H102ZM106 197V198H105ZM105 199V200H103ZM115 200V199H112ZM117 200V199H116ZM109 201V202H108ZM105 202H108L105 204ZM116 202V203H115ZM112 204V203H111ZM106 205V206H105ZM118 205V206H117ZM104 207V210H102V208ZM113 206V208L115 209H111V207ZM108 208V209H107ZM110 208V209H109ZM138 208L141 210H138ZM97 209H100L104 214V216H100V210L98 212ZM134 209V210H132ZM137 209V210H136ZM107 210V211H106ZM110 210V211H109ZM115 210L116 213H114ZM112 211V212H111ZM135 211V212H133ZM138 211V212H137ZM143 211V212H142ZM95 212L97 214H95ZM107 212V213H105ZM113 214L115 217H113V215H110V213ZM141 212V213H140ZM135 213V214H134ZM116 214V215H115ZM134 216H132V215ZM15 215V217H13ZM18 215V217H16ZM138 215V216H135ZM141 215V216H139ZM20 216H22V220L20 218ZM132 216V217H131ZM25 222H24V219ZM117 218V219H116ZM133 220H132V219ZM140 218V219H139ZM20 219V220H19ZM29 219V220H28ZM114 219V220H113ZM14 220H16L17 222H15ZM32 220V221H31ZM130 220V221H128ZM143 221V224L141 223ZM20 221V222H18ZM25 224H23L22 223ZM30 221V222H28ZM34 221V222H33ZM115 221V223H114ZM132 221V222H131ZM137 221V222H136ZM11 222V224H10ZM15 222V223H14ZM33 222V224L31 223ZM130 222L132 224H130ZM136 223L137 226H136ZM19 223V224H18ZM129 223V224H128ZM134 223V224H133ZM10 224V225H9ZM13 224V225H12ZM23 224V225H21ZM31 224L33 226H31ZM141 224V225H140ZM12 225V226H11ZM135 225V227H134ZM22 226V227H21ZM24 226V227H23ZM35 226V227H34ZM11 227V229H10ZM29 227V228H28ZM125 227V228H124ZM131 229H130V228ZM134 227V229H133ZM143 227H147V228H143ZM148 227L150 229H148ZM20 228V230H19ZM28 228V229H25ZM33 228V229H31ZM35 228V230H34ZM141 228H143L141 230ZM15 229V230H14ZM18 229V230H17ZM131 231H130V230ZM147 229V230H144ZM18 232H17V231ZM22 230V231H21ZM24 230V231H23ZM135 230V231H134ZM150 233H149V231ZM12 231V232H11ZM31 231V232H30ZM131 232V234L129 232ZM138 231V232H136ZM33 232V233H32ZM116 232V233H115ZM127 232V233H125ZM136 232V233H134ZM145 232V233H144ZM158 232V233H157ZM161 232V233H159ZM175 232V233H174ZM177 231L175 230H169V235H172L174 237L171 238V236H169V244L175 245L177 242ZM30 233V234H29ZM115 233V234H113ZM148 233V234H147ZM152 233V234H151ZM156 233V234H155ZM171 233V234H170ZM179 233V231H178ZM125 234V236H124ZM134 234V237H133ZM138 234V235H137ZM143 235L144 239L142 240V236ZM147 234V235H145ZM152 235L151 237L149 235ZM37 235V236H36ZM121 236L119 238V236ZM130 235V236H129ZM176 235V236H175ZM115 236V237H114ZM139 236V238H138ZM146 236V237H145ZM149 236V238H148ZM193 238H191V237ZM188 237H180L181 240L179 239L177 244L178 246L180 245L181 248V256H179V258H184V260L186 261H190L188 262V264H196V259H197V253H198V246L197 244H195V236L194 235H190ZM125 237V238H123ZM130 237V238H129ZM133 237V238H132ZM138 240H137V238ZM39 240H37V239ZM123 238V239H121ZM128 238V239H126ZM148 238V239H147ZM171 238V239H170ZM174 238V239H173ZM183 238V239H182ZM189 238V239H188ZM33 239V240H32ZM125 239L127 241H125ZM132 239V240H131ZM134 239V240H133ZM136 239V240H135ZM141 239V240H140ZM147 239V241L145 240ZM173 239V240H172ZM192 239V240H191ZM123 242L121 243L120 242ZM131 240V242L135 245H133L131 242H129ZM156 240V239H155ZM153 240V241H155ZM176 240V241H175ZM186 240L189 242H186ZM38 241V243H37ZM117 241V242H115ZM138 241H140L138 243ZM143 241V242H142ZM147 243H145V242ZM175 241V242H173ZM185 241V242H182ZM156 242V241H155ZM192 242V245H190ZM195 242V243H194ZM13 243V244H11ZM36 243V245H35ZM43 243V244H42ZM125 243V245H124ZM143 243V244H142ZM145 243V245H144ZM158 243V242H157ZM156 243V244H157ZM174 243V244H173ZM184 243V244H183ZM186 243V244H185ZM38 244V245H37ZM131 244V245H130ZM183 244V245H182ZM189 247H187L188 245ZM195 244V246H194ZM13 245V246H11ZM117 245V246H116ZM121 245V246H120ZM128 245V246H127ZM137 245V246H136ZM140 245V246H138ZM148 245V246H147ZM185 245V246H184ZM122 246H126V247H122ZM143 246V247H142ZM194 246V247H193ZM131 247V248H130ZM138 247V249H137ZM140 247V248H139ZM187 247V249H186ZM196 247V248H195ZM82 248V249H81ZM121 248V249H120ZM134 248V249H133ZM169 248H164V250L167 252V254L172 253V249ZM185 248V249H183ZM192 248V249H191ZM38 249V250H37ZM67 249V250H66ZM72 249V250H71ZM74 249V250H73ZM80 251H79V250ZM86 249V251L84 250ZM101 249V250H100ZM105 249H107L106 251H104ZM118 250V252L114 251V250ZM136 249V250H135ZM146 249V250H144ZM196 249L197 251L194 252V250ZM62 250V251H61ZM88 250V251H87ZM94 253H93V251ZM125 250V251H124ZM137 254H136V252ZM142 250V251H141ZM161 250V249H160ZM168 250V251H167ZM186 250V251H185ZM190 250V252H189ZM56 251V252H55ZM68 251V252H67ZM70 251V252H69ZM71 251H77L78 253H74ZM83 251V252H81ZM90 251V252H89ZM134 251V252H132ZM145 251V252H144ZM185 251V252H184ZM52 252V253H51ZM58 252V253H57ZM89 252V253H88ZM98 252V253H97ZM114 252V253H112ZM122 252V253H121ZM128 252V253H126ZM165 252V253H166ZM184 252V254H183ZM197 252V253H196ZM55 253V254H54ZM57 253V254H56ZM65 253V254H63ZM66 253H71L69 255H72L73 258H71V256H69ZM82 256L83 254V259L80 256V254ZM91 253V254H90ZM93 253V255H92ZM103 253V254H102ZM107 253V254H105ZM111 253L113 254L111 256ZM121 253V254H120ZM139 253V254H138ZM160 253L159 250L157 252V254ZM175 253V252H174ZM194 253V254H193ZM85 254V255H84ZM96 256H95V255ZM99 254V255H97ZM125 254H127L125 256ZM147 256H146V255ZM185 256H183V255ZM186 254V255H185ZM192 254V255H191ZM51 255V256H49ZM55 255V257H54ZM65 257H64V256ZM67 255V256H66ZM78 255V256H77ZM89 255V256H88ZM93 257H92V256ZM106 255V256H103ZM119 255V256H118ZM124 255V256H123ZM128 255H130L129 257H127ZM188 255V256H187ZM61 256V257H60ZM77 258H76V257ZM86 259H85V257ZM99 258H98V257ZM101 256V257H100ZM111 256V258H110ZM117 256V257H116ZM134 256V258H133ZM146 256V257H145ZM190 256V258H188ZM52 258L51 260H48L50 258ZM64 257V258H63ZM68 259H67V258ZM88 257V258H87ZM96 257V258H95ZM103 257V258H102ZM114 257V258H113ZM123 257V258H122ZM140 257V259L138 258ZM142 257V258H141ZM145 257V258H143ZM195 257V258H194ZM59 258V259H58ZM66 258V259H65ZM102 258V259H101ZM106 258V260H105ZM108 258V259H107ZM119 259L120 262H117V259ZM188 258V259H187ZM56 259V260H55ZM59 261H58V260ZM97 259V260H96ZM99 259V260H98ZM112 259V260H110ZM116 259V260H115ZM129 259V260H128ZM139 259V260H138ZM144 259V260H143ZM157 259V260H156ZM154 261L155 264H162V261H160L161 259L156 258ZM48 260V261H47ZM55 262H54V261ZM76 260V261H78ZM90 260L91 263H90ZM132 260V262H131ZM146 260V261H145ZM50 261V263H49ZM52 261V262H51ZM58 261V262H57ZM99 263H96V262ZM101 261V263H100ZM103 261V262H102ZM110 261V262H109ZM115 261V262H112ZM135 261V262H134ZM186 261V262H187ZM192 261V262H191ZM80 262V261H78ZM95 262V263H94ZM105 262V263H104ZM108 262V263H107ZM185 262V264H187Z\"/></svg>",
  "mask_w": 264,
  "mask_h": 264
},
{
  "label": "bare ground",
  "instance_id": "obj_2",
  "mask_svg": "<svg viewBox=\"0 0 264 264\" xmlns=\"http://www.w3.org/2000/svg\"><path fill=\"white\" fill-rule=\"evenodd\" d=\"M16 1V0H15ZM19 4H18V8L14 7L17 9V11L20 12L21 14V18L22 21L26 24V26L30 27L31 26L29 24H31L34 22V20L31 19L32 14H30L32 12H35L36 14H38L37 12H41L39 10L44 8H55L57 6V0H46L44 2V0H18ZM64 1V0H63ZM76 1V0H75ZM74 1V3H75ZM80 1V0H79ZM145 1V0H144ZM149 1V0H148ZM152 1V0H151ZM184 1V0H183ZM199 1V0H198ZM1 5L3 7L8 6L9 4H13L14 0H0ZM68 3V1H66ZM193 2V1H192ZM67 3L65 5H67ZM71 3V2H70ZM77 3V2H76ZM145 3V2H144ZM148 3V2H147ZM151 3V2H150ZM181 3V2H180ZM11 4V5H12ZM61 4H63L61 2ZM60 4V5H61ZM63 4V5H64ZM78 4V3H77ZM146 4V3H145ZM162 4V3H161ZM176 4V2H175ZM178 4V2H177ZM187 4V2H186ZM189 4V3H188ZM191 4V3H190ZM16 5V3H15ZM62 5V6H63ZM64 5V6H65ZM75 5V4H74ZM96 5L102 6V7H108V6H113L116 7V9L118 10H126V11H130L132 9H137V8H141V6H143V3L141 1H137V0H81L78 4L79 8L82 9H87L92 8ZM147 5V4H146ZM155 5V4H154ZM183 5V4H182ZM202 5V4H201ZM207 5V4H206ZM1 6V8H3ZM69 6V5H68ZM149 6V5H148ZM147 6V7H148ZM158 6V4H157ZM160 6V5H159ZM177 6V5H176ZM186 6V5H185ZM192 6V5H191ZM196 6V5H195ZM10 7V8H12ZM155 7V6H154ZM183 7V6H182ZM197 7V6H196ZM205 7V6H203ZM12 8V9H14ZM61 8V7H60ZM65 8V7H64ZM75 8V7H74ZM98 8V7H97ZM164 8V7H163ZM185 8V7H184ZM189 8V7H188ZM202 8V7H201ZM8 9V8H7ZM15 9V10H16ZM69 9V8H68ZM78 9V8H77ZM100 9V8H99ZM102 9V8H101ZM146 9V8H145ZM148 9V8H147ZM151 9V8H150ZM181 9V7H180ZM186 9V8H185ZM3 10V9H2ZM6 10V8H5ZM11 10V9H10ZM8 9V11L6 10V12L10 11ZM14 10V11H15ZM42 10V11H43ZM46 10V9H45ZM44 10V12H45ZM58 10V9H57ZM56 10V11H57ZM62 10V9H61ZM60 9L58 11H61ZM66 10V9H65ZM75 10V9H74ZM73 10V11H74ZM79 10V9H78ZM83 10V11H84ZM110 10V9H109ZM139 10V9H138ZM155 10V9H154ZM183 10V9H182ZM199 10V9H198ZM15 11V12H17ZM49 11V10H47ZM52 11V10H51ZM50 11V12H51ZM55 11V9L53 10ZM55 11V12H56ZM58 11L56 12V15L58 13ZM77 11V10H76ZM82 11V13H83ZM92 11V9H91ZM90 11V12H91ZM142 11V10H141ZM193 11V10H192ZM196 11V10H195ZM5 12V11H4ZM5 12V14H6ZM13 14H15L13 12V10L11 11ZM10 12V13H11ZM59 12V13H60ZM66 12V11H65ZM70 12V9L69 11ZM79 12V11H78ZM89 12V11H88ZM96 12V11H95ZM146 12V11H145ZM153 11L151 10V13ZM164 12V11H163ZM167 12V11H166ZM164 12L163 15L166 13ZM187 12V11H186ZM11 13V14H12ZM43 13V12H42ZM48 13V12H46ZM54 13V12H52ZM58 13V14H59ZM67 13V12H66ZM72 13V12H71ZM76 13V12H75ZM81 13V14H82ZM86 13V12H85ZM116 13V12H115ZM142 13V12H141ZM150 13V14H151ZM181 13V12H180ZM36 14H33V16ZM70 14V13H69ZM77 14V13H76ZM95 14V13H94ZM106 14V13H105ZM120 13H118L119 16ZM131 14V13H130ZM146 14V13H145ZM156 14V13H155ZM168 14V13H166ZM11 17L12 15L10 14H6V16ZM43 15V14H42ZM50 15V14H48ZM52 15V14H51ZM55 15V14H54ZM71 15V14H70ZM104 15V14H103ZM135 15V14H134ZM142 15V14H141ZM194 15V14H193ZM47 16V15H46ZM59 16V15H58ZM61 13H60V18L61 17ZM67 16V15H65ZM98 16V15H97ZM105 16V15H104ZM108 16V15H107ZM124 16V15H122ZM133 16V15H132ZM148 16V15H147ZM162 16V15H161ZM14 17V16H13ZM12 17V18H13ZM44 18H46L45 16H42ZM53 16H51L52 18ZM72 17V16H71ZM101 17V16H98ZM137 17V16H136ZM155 17V16H154ZM168 17V16H167ZM12 18H10L9 20H11ZM35 18V17H34ZM33 18V19H34ZM54 18V17H53ZM57 18V17H56ZM64 18V17H63ZM92 18V17H91ZM95 18V17H94ZM107 18V17H104ZM122 18V17H121ZM159 18V17H158ZM166 18V17H165ZM8 19V18H6ZM36 19H40V18H35ZM47 19H49L48 17L46 18V22L48 21ZM71 19V18H70ZM112 19V18H111ZM109 19V20H111ZM135 19V18H133ZM138 19V18H137ZM147 19V18H146ZM157 19V18H156ZM164 19V17H163ZM5 20V19H4ZM44 20V19H42ZM59 20V19H58ZM66 20V18H65ZM82 20V19H81ZM93 20H96L93 19ZM104 20V19H103ZM108 20V21H109ZM117 20V19H116ZM119 20V17H118ZM128 20V19H127ZM143 20V19H142ZM245 20V19H244ZM49 21H51L49 19ZM67 21V20H66ZM74 21V20H73ZM100 21V20H99ZM98 21V22H99ZM135 21V20H134ZM137 21V20H136ZM153 20H151L152 22ZM155 21V20H154ZM242 21V20H241ZM36 22V21H35ZM42 22V21H40ZM45 21L43 23H46ZM59 22V21H58ZM58 22H56L55 24H57ZM62 22V21H61ZM60 22V23H61ZM72 22V21H70ZM69 22V23H70ZM78 22V21H77ZM83 22V21H82ZM90 22V21H89ZM89 22H87L89 24ZM93 22V21H92ZM91 22V24H92ZM107 22V21H106ZM113 22V21H110ZM121 22V21H120ZM127 22V21H126ZM149 22V23H151ZM157 22V21H156ZM159 22V21H158ZM238 22V21H237ZM22 23V22H20ZM29 23V24H28ZM39 23V22H37ZM54 23V22H53ZM86 23V22H85ZM101 23V22H100ZM129 23V22H128ZM163 23V22H162ZM161 23V24H162ZM242 23V22H241ZM244 23V22H243ZM23 24V23H22ZM28 24V25H27ZM35 24V23H34ZM33 24V25H34ZM50 24V23H49ZM64 24V23H63ZM110 24V23H109ZM108 24V25H109ZM117 24V22H116ZM119 24V23H118ZM123 23H121L122 25ZM164 24V23H163ZM191 24V23H190ZM21 25V24H20ZM38 25V24H37ZM43 25V24H42ZM68 25V24H67ZM71 25V24H70ZM69 25V26H70ZM76 25V24H75ZM93 25V24H92ZM94 25H96V23L94 22ZM129 25V24H128ZM144 25V24H143ZM152 25V24H151ZM235 25V24H234ZM23 26V25H22ZM48 26V25H47ZM53 27L55 25H52ZM50 26V27H52ZM59 26V25H58ZM61 26V25H60ZM64 26V25H63ZM74 26V23H73ZM81 26V25H80ZM84 26V25H83ZM102 25L100 24V26L97 25L98 27H101ZM107 26V24H106ZM139 26V25H138ZM156 26V25H155ZM161 26V25H160ZM164 26V25H163ZM241 26V25H240ZM243 26V25H242ZM28 27V28H29ZM35 28H33L31 31L29 30L26 31L27 29L25 27L24 30L26 31L24 33V35H22V33H20V35H22L21 37V49L18 52L19 54L24 53V55L26 56V54L28 53V51L33 47L36 46V43H38L39 41H49L52 40L50 39H45V34H47V32L45 29L42 30L39 27H36V24L34 25ZM44 27V26H43ZM49 27V26H48ZM52 27V28H53ZM71 27V26H70ZM115 27V26H114ZM119 27V25H118ZM208 27V26H207ZM235 27V26H234ZM46 28V27H45ZM57 28V27H56ZM62 28V27H61ZM81 28V27H80ZM93 28V27H92ZM91 28V29H92ZM96 28V26H95ZM105 28V27H104ZM109 28V27H108ZM122 28V27H121ZM126 28V27H125ZM129 28V26H128ZM134 28V27H133ZM149 28V26H148ZM155 28V27H154ZM157 28V27H156ZM210 28V27H209ZM240 28V27H239ZM249 28V27H248ZM65 29V28H64ZM63 29V30H64ZM89 29V28H88ZM94 29V28H93ZM102 29V28H100ZM143 29V28H142ZM147 29V27H146ZM161 29V28H160ZM212 29V28H211ZM243 29V28H242ZM261 29V28H260ZM53 30V29H52ZM66 30V29H65ZM87 30V29H86ZM109 30V29H107ZM111 30V29H110ZM119 30V29H118ZM200 30V29H199ZM220 30V29H217ZM225 30V29H224ZM248 30V29H247ZM262 30V29H261ZM21 31V30H20ZM19 31V32H20ZM57 31V30H56ZM84 31V30H83ZM83 31H81L82 33H84ZM89 31V30H88ZM94 31H96L94 29ZM98 31V30H97ZM96 31V32H97ZM129 31V30H128ZM134 31V30H133ZM144 31V30H143ZM148 31V30H147ZM150 31V30H149ZM239 31V30H237ZM61 32V31H60ZM65 32V31H64ZM80 32V33H81ZM157 32V31H156ZM163 32V31H162ZM194 32V31H193ZM196 32V31H195ZM201 32V31H198ZM205 32V31H204ZM235 32V31H234ZM53 33V32H51ZM56 33V32H55ZM63 33V32H62ZM86 33V32H85ZM94 33V32H93ZM92 33V34H93ZM118 33V32H117ZM122 33V32H121ZM143 33V32H142ZM145 33V32H144ZM161 33V32H160ZM210 33V32H209ZM224 33V32H223ZM232 33V32H231ZM258 33V32H257ZM88 34V33H87ZM127 34V33H126ZM132 33H130L131 35ZM139 34V33H138ZM162 34V33H161ZM202 34V33H201ZM206 34V33H204ZM243 34V33H242ZM20 35L18 37H20ZM50 35V33H49ZM56 37V34H53ZM53 35H50L52 37H54ZM58 35V33H57ZM61 35V34H59ZM58 35V36H59ZM97 35V34H96ZM99 35V34H98ZM122 35V34H121ZM129 35V34H128ZM129 35V36H130ZM136 35V34H135ZM144 35V34H142ZM156 35V33H155ZM196 35V33H195ZM221 35V34H220ZM82 36V34H81ZM86 36V35H85ZM112 35H110L111 38ZM117 36V35H116ZM158 36V35H157ZM199 36V35H198ZM243 36V35H241ZM257 36V35H256ZM260 36V35H259ZM60 37V36H59ZM92 37H94V35H92ZM98 37V36H97ZM108 37V36H107ZM125 37V36H124ZM134 37V36H133ZM145 37V36H144ZM147 37V36H146ZM230 37V36H229ZM228 37V38H229ZM86 38V37H85ZM135 38V37H134ZM141 38L142 36H139V40L136 41L137 43L141 42ZM156 38V37H155ZM160 38V37H159ZM189 38V37H188ZM218 38V37H216ZM220 38V37H219ZM223 38V37H222ZM239 38V37H238ZM254 38V37H253ZM253 38H241V39H228V40H223L220 39L222 41H218V42H211L210 45H212V48H215L217 53L215 52V54H213L212 56L209 57V64H210V69L209 71L207 70V74L205 76H203L204 78L202 80H199L196 84H190L189 80L185 78L183 81V84L180 85L179 87L177 86V84H175L174 82V77L169 73L166 74L165 72H163V67L166 66H162L161 61H163L161 58H151V54L147 53L145 58H144V63L143 66L145 65L148 66V74L146 77V81L144 82V84L142 83L141 87L137 86V90L134 92V94H137L136 99L139 101L140 96H143L144 99H142L141 102H143L142 104L148 105L149 110H147V112H141V114L139 116L136 117V115H131L129 116V118L126 119V121H122L123 124L121 125V123L119 124L120 126L115 127L116 129H112V133L110 134V136H112V140L114 141L113 144V149H112V154H114V156L112 155V157L114 158L113 162H114V166L112 165L111 167H114L112 169H114V173H115V184L114 186L116 187V198H109L107 197V199L109 198L111 203L110 205H113V201H117L119 204L118 207V212H115V208H113V206L111 207V209H115L112 210L114 211V213L117 214L116 217H118L117 223L115 225H118L117 227L119 228V233L123 232V225L126 221H122L126 220L127 218L130 219V217H128L130 215V209L134 208L136 206H139L143 209V211L145 212L146 216H144L146 218L145 221H147V224L151 227L154 228L156 230H163V233L161 234H157L155 237V239L153 238L150 240V242L148 241L147 243H149V247H148V256L146 257L147 259V263L148 264H155L154 260L156 258L161 259L160 261H162V264H185L184 258H179L182 257L181 254V248L180 245L178 246L177 242L178 240L181 238L180 237H188L190 235H194L196 240H195V244H197L198 246V253H197V259L196 264H264V56H260L258 49L260 47H264V39L263 40H257L253 39ZM59 39V38H58ZM91 39V37H87V40ZM124 39V38H123ZM130 39V38H129ZM146 39V38H145ZM144 39V40H145ZM158 39V37H157ZM192 39V38H191ZM197 39V38H196ZM258 39H260L258 37ZM18 40H20L19 38L17 39V43ZM70 40V39H68ZM82 40V38H81ZM94 40V39H93ZM96 40V39H95ZM99 40V39H98ZM108 40V39H107ZM116 40V39H114ZM131 40V39H130ZM160 40V39H159ZM164 40V39H163ZM162 40V41H163ZM201 42H204L206 39L201 38L200 39ZM208 40V39H207ZM214 40V39H213ZM217 40V39H216ZM86 41V40H85ZM84 41V42H85ZM101 41H105V40H101ZM110 41V40H109ZM129 41V40H128ZM128 41H126L128 43ZM195 41V40H193ZM209 41V40H208ZM207 41V42H208ZM6 43V41H4ZM3 42V43H4ZM50 42V41H49ZM52 42V41H51ZM66 42V41H65ZM83 42V43H84ZM108 42V41H107ZM134 42V41H133ZM131 42V43H133ZM160 42V41H159ZM13 43V42H12ZM11 43V44H12ZM15 43V42H14ZM56 43V40H55ZM97 43V41H96ZM111 43V42H110ZM163 43V42H162ZM7 44V43H6ZM35 44V45H34ZM46 44V43H45ZM52 44V43H51ZM66 44V43H65ZM90 44V43H89ZM95 44V43H92ZM103 43H101L102 45ZM140 44V43H139ZM179 44V43H177ZM17 45V44H16ZM42 45L44 46V42H42ZM49 45V44H48ZM131 45V44H130ZM141 45V44H140ZM159 45V44H158ZM201 45H204V43H202ZM3 46V44H2ZM6 46V45H5ZM3 47L1 48L0 51H2V49H4L2 52H4V55L6 56V54L9 55V59H10V53H12L13 51L16 52V49L14 48H9V47ZM9 46V45H7ZM15 46V45H14ZM32 46V47H31ZM99 46V45H98ZM96 46V47H98ZM105 46V45H104ZM111 46V45H109ZM108 46V47H109ZM144 46V45H143ZM153 46V44H152ZM176 46V45H175ZM11 47V46H10ZM17 47V46H16ZM39 47V46H38ZM59 47V46H58ZM83 47V45H82ZM81 47V48H82ZM91 47V46H90ZM95 47V46H94ZM130 47V46H129ZM128 47V48H129ZM150 47V46H149ZM182 47V45H181ZM197 47V45L195 46ZM200 47V46H199ZM202 47V46H201ZM34 48V47H33ZM37 48V47H35ZM80 48V49H81ZM92 48V47H91ZM90 48V49H91ZM102 48V47H101ZM111 49V47H109ZM179 48V47H176ZM204 48V47H203ZM207 48V46H206ZM71 49V48H70ZM78 49L79 48H75ZM88 49V48H87ZM132 49V48H131ZM136 49V48H135ZM151 49V48H150ZM202 49V48H201ZM200 49V50H201ZM262 49V48H260ZM36 50V49H35ZM73 50V48H72ZM71 50V52H73ZM77 50V51H78ZM96 50V49H95ZM155 50V49H154ZM171 50V49H169ZM178 50V49H177ZM184 50V49H183ZM194 50V49H193ZM207 50V49H206ZM211 49H209L210 51ZM213 50V49H212ZM211 50V51H212ZM18 51V50H17ZM31 51V50H30ZM68 51V50H67ZM76 51V50H74ZM82 51V49L80 50ZM85 51V50H84ZM91 51V50H90ZM97 51V50H96ZM101 51V50H100ZM108 51V50H107ZM105 51V52H107ZM131 51V50H130ZM185 51V50H184ZM197 51V50H196ZM210 51V52H211ZM21 52V53H20ZM35 52V51H34ZM56 52V51H55ZM64 52H66L64 50ZM128 52V51H127ZM132 52V51H131ZM150 52V51H149ZM152 52V51H151ZM161 52V51H160ZM167 52V51H166ZM173 52V51H171ZM170 52V53H171ZM175 52V51H174ZM183 52V51H182ZM202 52V51H201ZM214 52V51H213ZM26 53V54H25ZM99 53V52H98ZM109 53V52H107ZM107 53L105 54V56L107 55ZM125 53V52H124ZM146 53V51H145ZM179 53V52H178ZM199 53V52H198ZM203 53V52H202ZM1 54V53H0ZM13 54V53H12ZM15 54V53H14ZM18 54V55H19ZM30 54V53H29ZM34 54V53H33ZM57 54V53H55ZM75 54V53H74ZM78 54V53H77ZM81 54V53H80ZM83 54V52H82ZM89 54V53H88ZM103 54V53H102ZM112 54V53H111ZM121 54V53H120ZM126 54V53H125ZM129 54V53H128ZM132 54V53H131ZM142 54V53H141ZM158 54V53H156ZM187 54V53H186ZM263 54V53H262ZM261 54V55H262ZM16 55V54H15ZM22 55V56H24ZM64 54H62L63 56ZM67 55V54H66ZM98 55V54H97ZM104 55V54H103ZM123 55V54H122ZM134 55V54H133ZM132 55V56H133ZM155 55V54H154ZM164 55V54H163ZM169 55V54H168ZM167 55V56H168ZM171 55V54H170ZM175 55V53L173 54ZM180 55V59L183 56L181 53ZM33 56V55H32ZM31 56V57H32ZM35 56V55H34ZM33 56V58H34ZM53 56V55H52ZM61 56V54H60ZM65 56V55H64ZM71 56V55H70ZM77 56V55H76ZM79 56V55H78ZM91 56V55H90ZM100 56V55H99ZM117 56V55H116ZM128 56V55H126ZM131 56V57H132ZM142 56H144V54H142ZM165 56V55H164ZM176 56V55H175ZM185 56V55H184ZM194 56V55H193ZM15 57V56H14ZM30 57V55H29ZM28 57V58H29ZM49 57V56H48ZM55 57V56H54ZM75 57V56H74ZM104 57V56H101ZM123 57V56H121ZM130 57V59H131ZM178 57V56H177ZM191 57V56H190ZM205 57V56H204ZM4 58V57H3ZM8 59V57H6ZM19 58V57H18ZM24 58V57H23ZM36 58V56H35ZM40 58H42V56H40ZM57 58V57H56ZM65 58V57H64ZM70 58V57H69ZM90 58V57H89ZM93 58V56L91 57ZM97 58V57H95ZM120 58V57H118ZM137 58V56H136ZM174 61H175V57ZM183 58V57H182ZM188 58V57H187ZM22 59V57H21ZM17 60V61H21ZM67 59V58H66ZM85 59V58H84ZM108 59L105 57V60ZM112 59V58H110ZM124 59V58H122ZM119 59V60H122ZM135 59V58H134ZM185 60V58H183ZM207 59V58H206ZM205 59V61L207 62V60ZM25 62H26V58H24ZM38 60V59H37ZM37 60H35L37 62ZM41 60V59H40ZM39 60V61H40ZM55 60V59H53ZM70 60V59H69ZM77 60V59H76ZM75 60V61H76ZM83 60V59H82ZM86 60V59H85ZM96 60V59H95ZM98 60V59H97ZM126 60V59H125ZM138 60V59H137ZM136 60V61H137ZM140 60V59H139ZM167 60V59H166ZM179 60V59H178ZM194 60V59H191ZM201 60V59H199ZM15 61V60H14ZM34 61V62H35ZM45 61V60H44ZM49 61V60H48ZM61 61V59H60ZM63 61V60H62ZM66 61V60H65ZM74 61V60H72ZM89 61V60H87ZM86 61V62H87ZM107 61V60H106ZM130 61H134V60H130ZM187 61V59H186ZM190 61V60H189ZM197 61V60H196ZM194 61V62H196ZM9 61L7 60V63ZM11 62V61H10ZM23 62V61H22ZM21 62V64H23ZM29 62V61H28ZM34 62H32L31 59V63L29 62V64L27 66L30 67L33 64H35ZM54 62V61H53ZM71 62V61H70ZM77 62V61H76ZM79 62V61H78ZM94 62V61H93ZM97 62V61H96ZM108 62H110L108 60ZM107 62V63H108ZM122 62V61H120ZM138 62V61H137ZM164 62V61H163ZM16 63V62H15ZM18 63V62H17ZM16 63V64H17ZM51 63V62H50ZM49 63V64H50ZM55 63V62H54ZM59 63V62H58ZM61 63V62H60ZM73 63V62H71ZM70 63V64H71ZM81 63V61H80ZM88 63V62H87ZM95 63V62H94ZM133 63V62H132ZM131 63V64H132ZM153 63V64H151ZM168 63V62H167ZM170 63V60H169ZM174 63V62H173ZM43 64V62H42ZM41 64V65H42ZM47 64V63H46ZM56 64V63H55ZM66 64V62H65ZM91 64V63H89ZM103 64V63H102ZM115 64V63H114ZM125 64V63H122ZM127 64V63H126ZM172 64V62H171ZM179 64V63H174L172 65ZM188 64V62H187ZM201 64V63H200ZM204 64V63H203ZM202 64V66H203ZM206 64V63H205ZM208 64V63H207ZM15 65V64H14ZM19 65V64H18ZM37 65V64H35ZM33 65V67L35 66ZM97 65V64H96ZM104 65V64H103ZM137 65V64H136ZM168 65V64H167ZM170 65V64H169ZM183 65H185V63H183L182 65L179 64L178 66H176L178 68H183ZM189 65V64H188ZM16 66V65H15ZM22 66V65H21ZM24 66V64H23ZM43 66V65H42ZM49 66V65H48ZM91 66V65H90ZM94 66V65H93ZM100 66V65H98ZM117 66V65H115ZM129 66V65H128ZM132 66V65H131ZM135 66V65H134ZM139 66V65H138ZM19 67V66H18ZM17 67V68H18ZM31 69H34V68ZM38 67H40V64L38 65ZM37 67V68H38ZM52 67V66H51ZM53 67H55L53 65ZM58 67V66H57ZM65 67V66H64ZM110 67V65H109ZM112 67V66H111ZM118 67V66H117ZM125 67V66H122ZM168 67V66H166ZM170 67V66H169ZM172 67V66H171ZM186 67V65H185ZM192 67V66H191ZM12 68V66H11ZM26 68V67H25ZM44 68V67H43ZM50 68V67H49ZM59 68V67H58ZM73 68V67H72ZM76 68V67H75ZM74 68V69H75ZM89 68V67H88ZM103 68V67H102ZM105 68V67H104ZM108 68V67H106ZM135 68V67H134ZM187 68H190L187 67ZM206 68V67H203ZM21 69V68H20ZM29 69V68H28ZM36 69V68H35ZM42 69V68H41ZM47 69V68H46ZM45 69V70H46ZM51 69V68H50ZM57 69V68H56ZM69 69V68H68ZM115 69V67H114ZM137 69V68H136ZM141 69V68H139ZM143 69V68H142ZM170 69V68H169ZM176 69H174V71H177ZM192 69V68H191ZM24 70V69H23ZM53 70V69H52ZM58 70V69H57ZM87 70V69H86ZM85 70V71H86ZM103 70V69H101ZM112 70V69H111ZM116 70V69H115ZM118 70V69H117ZM121 70V69H120ZM167 70V69H166ZM184 70V69H182ZM181 70V71H182ZM188 70V69H187ZM203 70V69H202ZM22 71V70H21ZM28 71V70H27ZM33 71V70H31ZM35 71V70H34ZM39 71V69H38ZM43 70H41L39 72V74L42 72ZM68 71V70H67ZM74 71V70H73ZM93 71V70H92ZM98 71V70H97ZM107 71V70H106ZM134 71V70H132ZM131 71V72H132ZM139 71V70H138ZM170 71V70H169ZM206 71V70H205ZM18 72V71H17ZM23 72V71H22ZM29 72V71H28ZM48 72V71H47ZM55 72V71H54ZM63 71H61L62 73ZM94 72V71H93ZM99 72V71H98ZM102 72V71H101ZM117 72V71H115ZM124 72V71H123ZM128 72V71H126ZM10 73V72H9ZM12 73V72H11ZM10 73V74H11ZM35 73V72H34ZM38 73V72H37ZM57 73V72H56ZM54 73V75L56 74ZM60 73V72H59ZM58 73V74H59ZM60 73V74H61ZM67 73V72H66ZM75 72H72V75H76L73 74ZM86 73V72H85ZM111 73V72H110ZM140 73V72H139ZM143 73V72H142ZM146 73V72H144ZM173 73V72H172ZM205 73V72H204ZM7 74V73H6ZM9 74V75H10ZM26 75V73H24ZM23 74V75H24ZM28 74V73H27ZM47 74V73H46ZM59 74V75H60ZM80 74V73H79ZM96 74V73H95ZM101 74V73H100ZM105 74V73H104ZM116 74V73H115ZM114 74V75H115ZM120 74V73H118ZM126 74V73H125ZM132 74V73H131ZM137 74V72H136ZM135 74V75H136ZM175 74V73H174ZM1 75V74H0ZM8 75V76H9ZM15 75V74H12ZM17 75V74H16ZM18 75H20L18 73ZM36 75V74H35ZM45 76V74H43ZM51 75V74H50ZM57 75V74H56ZM69 75V73H68ZM81 75V74H80ZM83 75V74H82ZM85 75V74H84ZM110 75V74H109ZM141 75V74H140ZM143 75V74H142ZM201 75H203V73H201ZM4 76V75H3ZM2 76V77H3ZM22 76V75H21ZM32 77V75H30ZM34 76V75H33ZM39 77V75H37ZM93 76V75H92ZM107 76V75H106ZM117 76V75H116ZM138 76V75H137ZM145 76V75H144ZM191 76V75H189ZM20 77V76H19ZM36 77V76H35ZM73 77V76H72ZM78 77V76H77ZM90 77V76H88ZM87 77V78H88ZM99 77V76H98ZM102 77V76H101ZM100 77V78H101ZM115 77V76H114ZM113 77V78H114ZM123 77V76H122ZM141 77V76H140ZM193 77V76H192ZM4 78V77H3ZM23 78H28L26 76H24ZM42 78V77H41ZM55 78V76H54ZM52 78V79H54ZM66 78V77H64ZM62 78V79H64ZM71 78V77H70ZM80 78V77H79ZM83 78V77H82ZM81 78V79H82ZM99 78V79H100ZM104 78V77H103ZM109 78V77H108ZM139 78V77H138ZM143 78V77H142ZM182 78V77H181ZM32 79V78H31ZM50 79V78H49ZM51 79V80H52ZM56 82L57 80L61 79L60 78H55ZM54 79V80H55ZM74 79V78H73ZM76 79V78H75ZM91 79V78H90ZM102 79V78H101ZM137 79V78H136ZM141 79V78H140ZM145 79V78H144ZM197 79V78H196ZM7 80V79H6ZM5 80V81H6ZM13 80V79H12ZM22 80V79H21ZM35 80V79H34ZM38 80V79H37ZM53 80V81H54ZM65 80V79H64ZM68 80V79H67ZM71 80V79H70ZM85 80L86 77H85ZM97 80V79H96ZM103 80V79H102ZM108 80V79H107ZM106 80V81H107ZM118 80V79H117ZM123 80V79H122ZM179 80V79H178ZM2 81V80H1ZM9 81V80H8ZM7 81V82H8ZM14 81V80H13ZM16 81V80H15ZM20 81V80H18ZM26 81V80H25ZM29 81V80H27ZM40 81V80H39ZM78 81V80H76ZM80 81V80H79ZM84 81V79H83ZM92 81V80H91ZM115 81V80H114ZM121 81V80H120ZM132 81V80H129ZM137 82L139 80H136ZM143 81V80H142ZM6 82V85H7ZM12 82V81H11ZM31 82V81H29ZM35 82V81H34ZM38 82V81H36ZM42 82V81H41ZM64 82V81H63ZM68 82V81H67ZM93 82V81H92ZM97 82V81H96ZM95 82V84L97 85V83ZM119 82V81H118ZM133 82H135L133 80ZM141 82V81H140ZM139 82V83H140ZM181 82V81H179ZM2 83V82H1ZM4 83V82H3ZM23 83V82H22ZM99 83V82H98ZM105 83V82H104ZM108 83V82H107ZM116 83V82H115ZM9 84V83H8ZM14 84V83H13ZM28 84V83H27ZM35 84V83H34ZM40 84V83H39ZM44 84V82L42 83V85ZM46 84H48L46 82ZM57 84V83H56ZM60 84V83H59ZM58 84V85H59ZM62 84V83H61ZM101 84V83H100ZM119 84V83H118ZM131 84V83H130ZM128 84V85H130ZM138 84V83H137ZM180 84V83H178ZM10 85V84H9ZM16 85V83H15ZM45 85V84H44ZM66 85V84H65ZM69 85V84H68ZM76 85V84H75ZM114 85V84H113ZM122 85V84H121ZM120 85V86H121ZM140 85V84H139ZM21 86V85H20ZM24 86V85H22ZM26 86V85H25ZM47 86V85H46ZM102 86V85H101ZM119 86V85H118ZM134 86V84H133ZM136 86V85H135ZM16 87V86H15ZM69 87V86H68ZM109 87V86H108ZM116 87V86H115ZM115 87H111V88H115ZM128 87V86H127ZM18 88V87H17ZM26 88V87H25ZM35 88V85H34ZM50 88V87H48ZM101 88V87H100ZM107 88V87H106ZM121 92L122 89L124 90V88H121ZM2 89V88H1ZM13 89V88H12ZM11 89V90H12ZM23 89V87H22ZM40 89V88H38ZM37 89V90H38ZM110 89V88H108ZM118 89V88H117ZM128 89V88H127ZM130 89V88H129ZM7 90V89H5ZM16 90V89H15ZM14 90V91H15ZM27 90V89H26ZM32 90V89H31ZM34 90V89H33ZM104 90V89H103ZM111 90V89H110ZM19 91V90H18ZM35 91V90H34ZM42 91V90H41ZM40 91V92H41ZM46 91V90H45ZM49 91V90H48ZM98 91V90H97ZM118 91V90H117ZM132 91V90H131ZM1 92V91H0ZM4 93V91H2ZM1 92V93H2ZM8 92V91H7ZM13 92V91H12ZM20 92V91H19ZM18 92V93H19ZM25 92V91H24ZM28 91H26L25 94H27ZM38 92V91H36ZM35 92V93H36ZM51 92V91H50ZM101 92V91H100ZM111 92V91H110ZM124 92V91H123ZM130 92V93H133ZM2 93V95H3ZM16 93V92H15ZM13 92V94H15ZM49 93V92H48ZM107 93V92H106ZM113 93V92H112ZM127 93V92H126ZM6 94V92H5ZM4 94V95H5ZM9 94V93H7ZM10 94V95H13ZM47 93H44V95ZM105 94V93H103ZM116 94V93H114ZM121 94V93H119ZM124 94V93H123ZM1 95V94H0ZM23 95V94H21ZM30 95V94H29ZM35 95V94H34ZM118 95V94H117ZM116 95V96H117ZM125 95V94H124ZM32 96V95H30ZM29 96V97H30ZM36 96V95H35ZM54 96V95H53ZM127 96V95H126ZM132 96V95H131ZM4 97V96H3ZM2 97V99H3ZM19 97L20 96H17ZM37 97H38V93H37ZM56 97V96H55ZM102 97V96H101ZM107 97V96H106ZM113 97V95H112ZM115 97V96H114ZM113 97V98H114ZM128 97V96H127ZM133 97V96H132ZM6 98V96H5ZM8 98V97H7ZM6 98V99H7ZM9 98H11L9 96ZM13 98V96H12ZM15 98V97H14ZM13 98V99H14ZM27 98V97H26ZM109 98V97H108ZM107 98V99H108ZM116 98V97H115ZM123 98V97H122ZM125 98V97H124ZM142 98V97H141ZM1 99V97H0ZM1 99V100H2ZM17 99V98H15ZM14 99V100H15ZM22 99V98H21ZM32 99V97H31ZM39 99V98H38ZM101 99V98H100ZM110 99V98H109ZM112 99V98H111ZM118 99V98H117ZM132 99V98H130ZM8 100V99H7ZM13 100V102H14ZM19 100V99H18ZM104 100V99H103ZM123 100V99H121ZM129 100V99H128ZM127 100V101H128ZM141 100V99H140ZM5 101V100H4ZM17 101V100H16ZM21 101V100H20ZM26 101V100H25ZM34 101V100H33ZM112 101V100H111ZM110 101V102H111ZM118 101V100H117ZM120 101V100H119ZM118 101V102H119ZM1 102V101H0ZM7 102V101H6ZM12 102V100H11ZM22 102V101H21ZM20 102V103H21ZM24 102V101H23ZM29 102V101H28ZM51 102V101H50ZM113 102V101H112ZM3 103V102H2ZM10 102H8L9 104ZM18 103V104H20ZM30 103V102H29ZM26 102L27 105L29 104ZM38 103V102H37ZM123 103V102H122ZM126 103V102H125ZM134 103V102H133ZM5 104V103H4ZM7 104V105H8ZM16 104V103H15ZM45 104V102H44ZM43 104V106H44ZM47 104H51V103H46L45 107H48ZM69 104V103H68ZM107 104V103H106ZM112 104V103H111ZM115 104V103H113ZM120 104V103H119ZM13 105V104H12ZM17 105V104H16ZM35 104L31 105L34 106ZM59 105V104H58ZM62 105V103H61ZM67 105V104H66ZM110 105V104H109ZM136 105V104H135ZM141 105V104H140ZM15 106V105H14ZM20 106H23L20 104ZM55 106V104H54ZM105 106V105H104ZM115 106V105H114ZM143 106V105H142ZM1 107H4L1 105ZM7 107V106H6ZM16 107V106H15ZM35 107V106H34ZM53 107V106H52ZM51 107V109H53ZM126 107V106H125ZM140 107V106H139ZM146 107V106H145ZM9 108V107H8ZM26 108V106H25ZM31 108V107H30ZM29 108V109H30ZM37 108V107H35ZM39 108V107H38ZM50 108V105H49ZM59 108V107H58ZM63 108V107H62ZM67 108V107H65ZM108 108V107H107ZM122 108V107H121ZM148 108V107H147ZM20 109V108H19ZM24 109V108H23ZM22 109V110H23ZM34 109V108H32ZM41 109V108H39ZM44 109V108H43ZM41 109V111L43 110ZM55 109V107H54ZM57 109V108H56ZM61 109V108H59ZM64 109V108H63ZM146 109V108H145ZM144 109V111H145ZM17 110V109H16ZM35 110V109H34ZM47 109L45 108L44 111H46ZM124 110V109H123ZM128 110V108H127ZM134 110V109H133ZM136 110V109H135ZM140 110V109H139ZM29 111V110H28ZM37 111V110H36ZM40 111V110H39ZM38 111V112H39ZM42 111V112H44ZM51 111V110H50ZM56 110H54L55 113ZM66 111V110H65ZM122 111V110H121ZM126 111V110H125ZM138 112V110H136ZM8 112V111H6ZM5 112V113H6ZM10 112V111H9ZM22 112V111H21ZM20 112V114H21ZM34 111H32L33 113ZM53 112V111H52ZM52 112H50L52 114ZM63 112V111H62ZM68 112V111H67ZM104 112V111H103ZM131 112V111H130ZM4 113V114H5ZM15 113V111H14ZM12 113V114H14ZM24 113V112H23ZM31 113V111H30ZM46 113V112H45ZM49 113V115H50ZM57 113V112H56ZM74 113V112H73ZM122 113V112H121ZM2 114V112L0 113ZM7 114V113H6ZM10 114V113H8ZM44 114V113H43ZM42 114V115H43ZM47 114V113H46ZM63 114V113H62ZM61 114L62 118L63 117ZM117 114V113H115ZM120 114V113H119ZM125 114V113H124ZM128 114V113H127ZM24 115V114H23ZM36 115V114H35ZM41 115V113H40ZM41 115V116H42ZM60 115V114H59ZM130 115V114H129ZM5 116V115H4ZM15 116V115H14ZM25 116V115H24ZM29 115H27L28 117ZM33 116V115H32ZM46 116V115H44ZM79 116V115H78ZM114 116V115H113ZM118 117V115H115ZM1 117V116H0ZM3 117V116H2ZM6 118L8 116H5ZM18 117V116H17ZM20 117V116H19ZM38 117V116H37ZM49 117V116H48ZM50 117H53L50 116ZM55 117V116H54ZM59 117V116H58ZM57 117V118H58ZM68 117V116H67ZM70 117V116H69ZM112 117V116H111ZM110 117V118H111ZM121 117V115H120ZM11 118V117H10ZM13 118V117H12ZM11 118V119H12ZM25 118V117H24ZM29 118H31L29 116ZM34 118V117H33ZM32 118V119H33ZM115 118V117H114ZM3 119V118H2ZM8 119V118H7ZM6 119V121L8 122V120ZM16 119V118H15ZM39 119V118H38ZM37 119V120H38ZM52 119V118H51ZM55 119V118H54ZM61 119V118H60ZM70 119V118H69ZM107 119V117H106ZM105 119V120H106ZM118 119V118H116ZM113 119V120H116ZM124 119V118H123ZM1 120V118H0ZM20 120V119H19ZM23 120H29L27 119H23ZM46 120V119H45ZM58 120V119H57ZM66 120V119H65ZM109 120V119H108ZM111 120V119H110ZM119 120V119H118ZM4 121V120H3ZM2 121V122H3ZM10 121V119H9ZM12 122L13 119L11 120ZM33 121V120H32ZM42 121V120H41ZM44 121V120H43ZM42 121V122H43ZM53 120H51L50 122H52ZM56 121V120H54ZM59 121V120H58ZM63 121V120H62ZM104 121V120H103ZM1 122V121H0ZM5 122V121H4ZM3 122V123H4ZM17 122V120H16ZM15 122V124H16ZM30 122V120H29ZM28 122V123H29ZM35 122V121H34ZM46 122V121H45ZM27 123V124H28ZM37 123V121H36ZM48 123V122H46ZM57 123V122H55ZM67 123V122H66ZM71 123V122H70ZM107 123V122H106ZM111 123V122H108ZM118 123V122H116ZM114 122V125L116 124ZM7 124V123H6ZM8 124H10V122H8ZM13 124V123H11ZM19 124V123H18ZM32 124V123H31ZM35 124V123H34ZM39 124H42L41 122ZM38 124V126H39ZM54 124V123H53ZM58 124V123H57ZM1 125V124H0ZM5 125V124H4ZM51 124H48V126ZM72 125V124H71ZM104 125V124H103ZM7 126V125H5ZM4 128L6 129L7 127ZM14 126V125H13ZM19 126V125H18ZM37 126V127H38ZM47 126V125H46ZM78 126V125H76ZM109 126V125H108ZM116 126V125H115ZM3 127V125H2ZM12 127V125H11ZM41 127V126H40ZM51 127V126H50ZM49 127V128H50ZM57 128V126H55ZM63 127V126H61ZM71 127V126H70ZM113 127V125L111 126ZM16 128V127H14ZM20 128V127H19ZM29 128H33V127H29ZM45 128V126L43 127ZM64 128V127H63ZM68 128V127H67ZM77 129V127H75ZM80 128V127H79ZM109 129H111L110 127H108ZM3 129V128H2ZM4 129V130H5ZM39 129V128H38ZM48 129V127H47ZM51 129V128H50ZM58 129L59 126H58ZM66 129V128H65ZM69 129V128H68ZM73 129V128H72ZM0 130H1V126H0ZM8 130V128H7ZM33 130H36L33 129ZM49 130V129H48ZM53 130V127L52 129ZM55 130V128H54ZM61 130V129H60ZM63 130V129H62ZM99 130V129H98ZM103 130V128H102ZM106 130V128H105ZM13 131V130H12ZM14 131H18L17 129ZM13 131V132H14ZM20 131V130H19ZM18 131V132H19ZM32 131V129L30 130ZM42 131V130H41ZM47 131V130H46ZM97 131V130H96ZM157 132L158 136H145V134L147 132ZM3 132V131H1ZM0 132V133H1ZM11 132V130H10ZM11 132V133H13ZM16 132V134L18 133ZM38 132V131H35ZM34 132V133H35ZM43 132V131H42ZM41 132V133H42ZM45 132V131H44ZM47 132H54V131H47ZM91 132V131H90ZM93 132V131H92ZM101 132V131H100ZM110 132V131H109ZM5 134V132H3ZM2 133V134H3ZM8 133V132H7ZM8 134L9 136H12V134ZM15 133V132H14ZM13 133V134H14ZM33 133V134H34ZM41 133L39 135H41ZM46 133V132H45ZM44 133V134H45ZM63 133V131H62ZM74 133V132H73ZM76 133V132H75ZM83 133V132H82ZM89 133V132H87ZM94 133V132H93ZM102 133V132H101ZM100 133V134H101ZM108 133V132H106ZM1 134V135H2ZM20 134H23L22 131L21 133L19 132V136ZM27 134L28 133H24ZM42 134V135H44ZM56 134H58L56 132ZM61 134V133H60ZM68 134V133H66ZM84 134V133H83ZM26 135V136H27ZM35 135V134H34ZM47 135V134H45ZM54 135V134H53ZM64 135V134H63ZM80 136V134H78ZM78 135H76L78 137ZM93 135V134H92ZM96 135V133H95ZM94 135V136H95ZM105 135V134H104ZM156 135V133H155ZM6 135H3L2 137H4ZM25 136V135H24ZM30 136V135H29ZM33 136V135H32ZM37 136V135H35ZM50 136V135H49ZM62 136V135H61ZM60 136V137H61ZM72 136V135H71ZM83 136V135H81ZM86 136V135H85ZM103 136V134H102ZM1 137V139H3ZM8 137V136H7ZM16 136H12L11 138L13 139H18ZM89 137V136H88ZM87 137V138H88ZM93 137V136H92ZM91 137V138H92ZM97 137V136H96ZM101 137V136H99ZM105 137V136H103ZM107 137V136H106ZM5 138V137H4ZM10 138V137H9ZM59 138V135H58ZM63 138V136H62ZM79 138V137H78ZM84 138V137H83ZM95 138V137H93ZM98 138V137H97ZM51 139V138H49ZM57 139V138H56ZM69 139V138H68ZM81 139V138H80ZM86 140V138H84ZM109 139V138H108ZM7 140V139H6ZM20 140V138H19ZM18 140V142H19ZM60 140V139H59ZM79 140V139H78ZM77 142H80L78 141ZM92 141V139H90ZM103 140V139H102ZM28 141V140H27ZM57 141V140H56ZM75 141V139H74ZM83 141V139H82ZM88 141V139H87ZM98 141H100V139H98ZM104 141V140H103ZM106 142L109 143V141L105 140ZM102 142V143H105ZM5 141H3L4 143ZM13 143V141H11ZM10 142V145H12V143ZM17 142V143H18ZM23 139L21 141V143H23ZM73 142V140L71 141ZM85 141H83L84 143ZM7 143V142H6ZM26 143V142H25ZM59 143V142H58ZM57 143V144H58ZM62 143V142H61ZM75 145V142H73ZM82 143V142H81ZM91 144H94L93 142H90ZM97 143V142H96ZM100 143V142H99ZM102 143H101V148H103V152H109L107 149L108 148H104L102 147ZM111 143V142H110ZM2 144V142L0 143ZM55 144V143H54ZM78 146L80 143H76ZM86 144V142H85ZM88 144V143H87ZM92 144V145H93ZM9 145V144H8ZM7 145V146H8ZM18 145V144H17ZM25 145V144H24ZM31 145V143H30ZM63 145V144H62ZM76 145V146H77ZM84 145V144H83ZM96 145V144H95ZM1 146V145H0ZM87 147L90 145H86ZM104 146V145H103ZM107 146V145H106ZM111 146V144H110ZM4 147V146H2ZM1 147V148H2ZM6 147V146H5ZM15 147V146H14ZM18 147V146H17ZM28 147V146H26ZM25 147V148H26ZM56 147H59V145H56ZM63 147V146H62ZM72 147V146H70ZM82 147V146H81ZM84 147V146H83ZM98 146H96L97 148ZM109 147V146H107ZM8 148H10V146H8ZM16 148V147H15ZM86 148V147H85ZM91 148H93V146H91ZM15 150L14 148H11V150ZM18 149V148H16ZM27 149V148H26ZM48 149H51L50 147H48ZM57 149V148H56ZM60 149V148H59ZM74 149H78L74 148ZM88 148H86L87 150ZM99 149V148H98ZM105 149V150H104ZM111 148H109L110 150ZM4 150V149H3ZM10 150V149H9ZM20 150V149H19ZM23 150V149H22ZM62 150V149H61ZM69 150V149H67ZM71 150V149H70ZM84 150L81 148V151ZM94 150V149H93ZM97 150V149H96ZM100 150V149H99ZM21 151V150H20ZM19 151V153H20ZM49 151V150H48ZM64 151V150H63ZM72 151V150H71ZM74 151V150H73ZM79 151V150H77ZM80 151V152H81ZM85 151V150H84ZM91 151V150H89ZM98 151V150H97ZM95 153H98V152ZM5 152V151H4ZM9 152V151H8ZM15 152V151H14ZM17 152V151H16ZM24 152V151H23ZM27 152V151H26ZM25 152V153H26ZM51 152V151H50ZM59 152V151H58ZM75 152V151H74ZM1 153V152H0ZM9 153H13V151L9 152ZM17 153V154H19ZM55 153V152H54ZM66 153V152H64ZM69 153V152H68ZM71 153V152H70ZM73 153V152H72ZM83 153V151H82ZM85 153V152H84ZM94 153V151H93ZM95 153L93 155H95ZM100 153V152H99ZM110 153V154H111ZM2 154V153H1ZM6 157L8 159L7 153ZM23 154V153H20ZM48 153H46V156ZM73 154H76L73 153ZM73 154H68L69 155H73ZM92 154V153H91ZM91 154L89 156H91ZM109 154V155H110ZM11 155V154H10ZM25 155V154H23ZM38 155V154H37ZM42 155V156H41ZM40 158L44 157V154H41ZM58 155V154H56ZM85 155V154H84ZM88 155V154H87ZM98 155V154H97ZM100 155V154H99ZM104 156V154H101ZM106 155V154H105ZM108 155V154H107ZM106 155V156H107ZM3 156V155H2ZM12 156V155H11ZM22 156V155H21ZM33 157V155H31ZM35 156V155H34ZM51 156V154H50ZM76 156V155H75ZM80 156V159L82 155H78ZM14 157V156H13ZM23 157V156H22ZM31 157V158H32ZM39 157V156H38ZM63 157V156H62ZM66 157V156H65ZM102 157V156H99ZM111 157V158H112ZM5 158V157H4ZM10 158V157H9ZM20 158V156H19ZM30 158V159H31ZM36 158V157H35ZM34 158V159H35ZM39 158V159H40ZM49 158V157H48ZM51 158V157H50ZM59 159V157H57ZM64 158V157H63ZM79 158V157H78ZM90 158V157H88ZM86 158V159H88ZM95 158V157H94ZM106 158V157H104ZM110 158V157H109ZM2 159V158H1ZM0 159V161H2ZM33 159V158H32ZM37 159V160H39ZM47 159V158H46ZM52 159V158H51ZM93 159V158H91ZM96 159V158H95ZM98 159V158H97ZM108 159V158H106ZM105 159V160H106ZM20 160V159H19ZM53 160V159H52ZM63 160V159H62ZM66 160V159H65ZM69 160V159H68ZM85 160V158H84ZM90 160V159H88ZM87 160V161H88ZM99 160V159H98ZM104 160V159H101ZM110 160V159H108ZM107 160V161H108ZM8 161V160H7ZM16 161V160H15ZM18 161V160H17ZM22 161V160H21ZM24 161V160H23ZM29 161V160H28ZM44 161V160H43ZM47 161V160H46ZM55 161V160H54ZM59 161V160H57ZM57 161H55L57 163ZM72 161V160H71ZM82 161V160H81ZM86 161V160H85ZM3 162V161H2ZM1 162V163H2ZM6 162V161H5ZM9 162V161H8ZM27 162V161H26ZM30 162V161H29ZM33 162V160H32ZM42 162V161H41ZM52 162V161H51ZM73 162V161H72ZM80 163V161H78ZM92 162V161H91ZM102 162V161H101ZM112 162V161H111ZM17 163V162H16ZM20 163V162H19ZM28 163V162H27ZM34 163V162H33ZM39 163V162H38ZM50 163V162H49ZM60 163V162H59ZM58 163V164H59ZM68 163V161H67ZM75 163V162H74ZM77 163V162H76ZM88 163V162H85ZM105 162L103 161V164ZM107 163V162H106ZM109 163V162H108ZM107 163V164H108ZM3 164V163H2ZM1 164V165H2ZM7 164V163H6ZM14 164V163H13ZM12 164V165H13ZM24 164L25 161H24ZM41 164V163H40ZM46 164V163H45ZM48 164V163H47ZM54 164V163H53ZM62 164V163H61ZM64 164V163H63ZM70 164V163H68ZM66 164V165H68ZM94 164V163H93ZM92 164V165H93ZM99 164V163H98ZM102 164V163H101ZM102 164V165H103ZM0 165V166H1ZM10 165V164H9ZM8 165V166H9ZM15 165V164H14ZM12 167H15V166ZM28 165V164H27ZM30 165V164H29ZM35 165V164H34ZM37 165V164H36ZM42 165V164H41ZM74 165V164H73ZM78 165V164H77ZM85 165V164H83ZM82 165V166H83ZM95 165V164H94ZM93 165V166H94ZM110 165V164H109ZM108 165V166H109ZM26 166V165H25ZM24 166V167H25ZM52 166V165H51ZM50 166V167H51ZM76 166V165H74ZM81 166V167H82ZM87 166V165H86ZM89 168L90 164L88 165ZM103 166H106L103 165ZM2 167V166H1ZM20 167V166H19ZM18 167V168H19ZM36 167V166H35ZM46 167V166H45ZM48 167V166H47ZM54 165L51 167L53 169ZM56 167V166H55ZM54 167V168H55ZM60 167V165H59ZM77 167V166H76ZM80 167V168H81ZM85 167V166H83ZM110 167V168H111ZM10 168V167H9ZM28 168V167H27ZM32 168V167H31ZM30 168V170H31ZM37 168V167H36ZM34 168V169H36ZM43 168V167H40ZM39 168V169H40ZM49 168V167H48ZM88 168V169H89ZM96 168V166H95ZM98 169L95 170L96 172H100V166L98 167ZM3 169H5V166L3 167ZM13 169V168H11ZM26 169V168H25ZM38 169V168H37ZM45 169V168H44ZM43 169V170H44ZM79 169V168H77ZM86 169V168H85ZM85 169L82 168V171H84ZM108 168H106L105 170H107ZM9 170V169H8ZM18 170V169H17ZM24 170V169H23ZM29 168H28V173L30 174ZM42 170V169H40ZM63 170V169H62ZM68 170V169H67ZM104 170V169H103ZM1 171V170H0ZM4 171V170H2ZM12 171V170H11ZM20 171V170H19ZM22 171V170H21ZM34 171V170H33ZM39 172V170H36ZM86 171V170H85ZM89 171V170H88ZM109 171V169L107 170ZM6 172V170H5ZM4 172V173H5ZM9 172V171H8ZM7 172V173H8ZM14 172V170H13ZM23 172V171H22ZM27 172V169H26ZM37 172V173H38ZM44 172V171H42ZM60 171H58L59 173ZM93 172V170H92ZM102 172V171H101ZM6 173V174H7ZM12 173V172H11ZM10 173V174H11ZM15 173V172H14ZM18 173V172H16ZM55 173V172H54ZM61 173V172H60ZM65 173H69V171H63L62 175ZM71 173V172H70ZM78 173V172H77ZM111 173V172H110ZM2 174V172H1ZM20 174V172H19ZM23 174V173H22ZM75 174V173H74ZM85 174V172L83 173ZM83 174H80L79 176L81 177ZM107 174V173H106ZM113 174V173H112ZM111 174V175H112ZM5 175V174H4ZM1 175V176H4ZM26 175V174H25ZM40 175V173H39ZM52 175V174H51ZM58 175V174H57ZM68 175V174H66ZM97 175V174H96ZM95 175V176H96ZM100 176H102V174H98ZM110 175V176H111ZM13 176V175H12ZM18 176V175H17ZM33 176V175H32ZM72 176V175H71ZM86 176V175H85ZM99 176V177H100ZM106 176V175H105ZM104 176V177H105ZM109 176V178H110ZM6 177L9 178V176L7 175ZM21 177V176H20ZM27 177V175L25 176ZM30 177V176H29ZM39 176H37L38 178ZM41 177V175H40ZM39 177V178H40ZM54 177V176H53ZM67 177V176H65ZM63 177V178H65ZM75 179H78V174L72 176ZM71 177V178H72ZM104 177H101L104 178ZM6 178V179H8ZM11 178V177H10ZM23 178V177H21ZM36 178V177H34ZM34 178H32L31 180H33ZM38 178V180H39ZM51 178V177H50ZM56 178V177H55ZM85 178V177H84ZM109 178H106V180H103L104 182L108 181ZM17 179V177H16ZM25 179V178H23ZM52 179V178H51ZM50 179V180H51ZM58 179V178H57ZM62 179V178H61ZM66 179V178H65ZM64 179V180H65ZM80 179V178H79ZM78 179V180H79ZM112 179V178H111ZM110 179V180H111ZM20 180V178H19ZM53 180V179H52ZM51 180V181H52ZM70 180V179H68ZM73 180V179H71ZM83 180V179H82ZM99 180V179H98ZM113 180V179H112ZM111 180V182H112ZM22 181V179L20 180ZM27 181V180H25ZM37 181V180H35ZM57 181V180H56ZM58 181H60L58 179ZM67 181V179L65 180ZM75 182H77L76 180H74ZM101 181V180H100ZM114 181V180H113ZM28 183H30L29 181H27ZM26 182V183H27ZM33 182V181H32ZM31 182V184H32ZM55 181L53 180V183ZM64 182V181H62ZM81 182V181H80ZM79 182V183H80ZM85 182V181H84ZM108 182V183H111ZM17 183H18V179H17ZM22 183V182H21ZM25 183V182H24ZM27 183V184H28ZM36 184V182H34ZM33 183V184H34ZM56 183V182H55ZM58 183V182H57ZM56 183V185H57ZM61 183V182H60ZM70 183V182H68ZM74 183V182H72ZM83 183V182H82ZM103 183V182H101ZM32 184V186L34 187V185ZM52 184V183H51ZM76 184V183H75ZM113 184V182H112ZM54 185V184H53ZM55 185V186H56ZM61 185V184H60ZM72 185V184H69ZM74 185V184H73ZM79 185V184H78ZM105 187L109 184L106 185V183L104 184ZM29 186V184L27 185ZM58 186V185H57ZM75 186V185H74ZM81 186V185H80ZM103 186V184L101 185ZM26 187V186H25ZM31 187V186H30ZM32 187V190H33ZM70 188V186H68ZM73 187V186H72ZM76 187V186H75ZM78 187V186H77ZM104 187V188H105ZM28 188V187H27ZM103 188V189H104ZM111 188V187H110ZM113 188V186H112ZM20 189V188H19ZM24 189V188H23ZM22 189V190H23ZM30 191L31 188H29ZM109 189V186L107 187V191ZM115 189V188H114ZM113 189V194H115ZM26 190V188H25ZM67 190V189H66ZM106 189H104L105 191ZM21 191V190H20ZM24 191V190H23ZM27 191V190H26ZM29 191V190H28ZM27 191V192H28ZM112 191V190H111ZM22 192V191H21ZM26 192V195H28V193ZM20 193V192H19ZM23 193V192H22ZM106 193V192H105ZM104 193V194H105ZM24 195V196H26ZM106 195V194H105ZM104 195V196H105ZM108 195H110V193H108ZM28 197V196H27ZM105 197V198H106ZM111 197V195H110ZM112 197H115L114 195ZM104 198V197H102ZM108 199V200H109ZM115 199V200H112ZM117 199V200H116ZM105 200V199H103ZM109 202V201H108ZM108 202H105L108 203ZM106 206V205H105ZM102 208V210H104V207ZM118 206V205H117ZM108 209V208H107ZM110 209V208H109ZM98 212L100 209H97ZM134 210V209H132ZM137 210V209H136ZM138 210H140L138 208ZM101 211V210H100ZM107 211V210H106ZM110 211V210H109ZM111 211V212H112ZM141 211V210H140ZM142 211V212H143ZM104 212V211H103ZM102 211L100 212V216H104V214L101 215V213H103ZM110 213V215H113ZM135 212V211H133ZM138 212V211H137ZM107 213V212H105ZM136 213V212H135ZM134 213V214H135ZM141 213V212H140ZM95 214H97L95 212ZM115 214V215H116ZM137 214V213H136ZM132 215V214H131ZM134 216V215H132ZM131 216V217H132ZM138 216V215H135ZM141 216V215H139ZM15 217V215L13 216ZM18 217V215L16 216ZM113 217H115L113 215ZM21 220H22V216H20ZM126 218V219H125ZM24 219V218H23ZM117 219V218H116ZM132 219V218H131ZM134 219V218H133ZM132 219V220H133ZM140 219V218H139ZM20 220V219H19ZM29 220V219H28ZM114 220V219H113ZM15 222H17L16 220H14ZM32 221V220H31ZM130 221V220H128ZM144 220H142V224L144 226L143 223ZM14 222V223H15ZM20 222V221H18ZM25 222V219H24ZM30 222V221H28ZM34 222V221H33ZM33 222H31L33 224ZM132 222V221H131ZM130 222V224H132ZM137 222V221H136ZM136 226L138 223H136ZM23 223V221H22ZM115 223V221H114ZM11 224V222H10ZM9 224V225H10ZM19 224V223H18ZM24 224V223H23ZM21 224V225H23ZM31 224V226H33ZM129 224V223H128ZM134 224V223H133ZM13 225V224H12ZM11 225V226H12ZM25 225V224H24ZM141 225V224H140ZM22 227V226H21ZM24 227V226H23ZM35 227V226H34ZM135 227V225H134ZM133 227V229H134ZM29 228V227H28ZM25 228V229H28ZM125 228V227H124ZM130 228V227H129ZM138 228V226H137ZM143 228H147V227H143ZM141 228V230L143 229ZM11 229V227H10ZM33 229V228H31ZM131 229V228H130ZM129 229V230H130ZM148 229H150L148 227ZM15 230V229H14ZM18 230V229H17ZM16 230V231H17ZM20 230V228H19ZM30 230V229H28ZM35 230V228H34ZM147 230V229H144ZM169 230H175L177 231L176 233V237H177V242L175 245L169 244V236L174 237L172 235H169ZM22 231V230H21ZM24 231V230H23ZM131 231V230H130ZM135 231V230H134ZM149 231V230H148ZM179 231V233H178ZM12 232V231H11ZM18 232V231H17ZM31 232V231H30ZM129 232V231H128ZM138 232V231H136ZM134 232V233H136ZM33 233V232H32ZM116 233V232H115ZM113 233V234H115ZM127 233V232H125ZM131 234V232H129ZM145 233V232H144ZM150 233V231H149ZM158 233V232H157ZM175 233V232H174ZM30 234V233H29ZM148 234V233H147ZM145 234V235H147ZM152 234V233H151ZM149 235L150 237L152 235ZM156 234V233H155ZM169 236H168V235ZM171 234V233H170ZM138 235V234H137ZM141 235V234H140ZM144 234H142L141 236L143 237ZM37 236V235H36ZM116 236V234H115ZM114 236V237H115ZM119 236V235H118ZM125 236V234H124ZM130 236V235H129ZM148 236V238H149ZM121 236H119L120 238ZM134 237V234H133ZM132 237V238H133ZM146 237V236H145ZM191 237V236H190ZM125 238V237H123ZM121 238V239H123ZM130 238V237H129ZM137 238V237H136ZM139 238V236H138ZM137 238V240H138ZM147 238V239H148ZM170 238V239H171ZM192 238V237H191ZM37 239V238H36ZM128 239V238H126ZM125 239V241H127ZM144 239V237L142 238V240ZM147 239H145L147 241ZM174 239V238H173ZM172 239V240H173ZM183 239V238H182ZM189 239V238H188ZM193 239V238H192ZM191 239V240H192ZM33 240V239H32ZM39 240V239H37ZM124 240V239H123ZM132 240V239H131ZM131 240L129 242H131ZM134 240V239H133ZM136 240V239H135ZM141 240V239H140ZM123 241V242H125ZM176 241V240H175ZM173 241V242H175ZM189 241V240H188ZM186 240V242H188ZM117 242V241H115ZM121 242V240H120ZM121 242V243H123ZM140 241H138L139 243ZM143 242V241H142ZM145 242V241H144ZM158 242V243H157ZM171 242V241H170ZM180 242V241H179ZM178 242V243H179ZM185 242V241H182ZM190 242V241H189ZM188 242V243H189ZM38 243V241H37ZM127 243V242H125ZM124 243V245H125ZM132 243V242H131ZM146 243V242H145ZM144 243V245H145ZM146 243V244H147ZM157 243V244H156ZM13 244V243H11ZM43 244V243H42ZM133 244V243H132ZM135 244V243H134ZM133 244V245H134ZM143 244V243H142ZM174 244V243H173ZM184 244V243H183ZM182 244V245H183ZM186 244V243H185ZM194 244V246H195ZM36 245V243H35ZM38 245V244H37ZM131 245V244H130ZM188 245V244H187ZM192 245V242L191 244ZM13 246V245H11ZM117 246V245H116ZM121 246V245H120ZM128 246V245H127ZM135 246V245H134ZM137 246V245H136ZM140 246V245H138ZM148 246V245H147ZM185 246V245H184ZM193 246V247H194ZM122 247H126V246H122ZM141 247V246H140ZM139 247V248H140ZM143 247V246H142ZM172 249V253H168L164 250V248H169ZM189 247V245L187 246ZM186 247V249H187ZM128 248V247H126ZM131 248V247H130ZM196 248V247H195ZM82 249V248H81ZM121 249V248H120ZM134 249V248H133ZM138 249V247H137ZM161 249V250H160ZM185 249V248H183ZM192 249V248H191ZM38 250V249H37ZM67 250V249H66ZM72 250V249H71ZM74 250V249H73ZM79 250V249H78ZM86 251V249H84ZM101 250V249H100ZM104 250V249H103ZM107 249H105L104 251H106ZM119 249L114 250L116 252H118ZM136 250V249H135ZM134 250V251H135ZM146 250V249H144ZM158 253L157 254V252ZM194 250V249H193ZM196 249L194 250L197 251ZM62 251V250H61ZM80 251V250H79ZM88 251V250H87ZM93 251V250H92ZM125 251V250H124ZM132 251V252H134ZM142 251V250H141ZM168 251V250H167ZM186 251V250H185ZM184 251V252H185ZM56 252V251H55ZM68 252V251H67ZM70 252V251H69ZM72 252H76L77 251H71ZM83 252V251H81ZM90 252V251H89ZM88 252V253H89ZM136 252V251H135ZM134 252V253H135ZM145 252V251H144ZM166 252V253H165ZM175 252V253H174ZM183 252V254H184ZM190 252V250H189ZM52 253V252H51ZM58 253V252H57ZM56 253V254H57ZM71 253H66V254H71ZM84 253V252H83ZM94 253V251H93ZM92 253V255H93ZM98 253V252H97ZM114 253V252H112ZM111 253V256L113 255ZM122 253V252H121ZM120 253V254H121ZM128 253V252H126ZM191 253V252H190ZM55 254V253H54ZM65 254V253H63ZM80 254V253H79ZM91 254V253H90ZM103 254V253H102ZM107 254V253H105ZM137 254V252H136ZM139 254V253H138ZM182 254V255H183ZM194 254V253H193ZM74 255V254H72ZM72 255L71 258H73ZM85 255V254H84ZM91 255V256H92ZM95 255V254H94ZM99 255V254H97ZM127 254H125L126 256ZM186 255V254H185ZM192 255V254H191ZM51 256V255H49ZM64 256V255H63ZM67 256V255H66ZM78 256V255H77ZM81 256V254H80ZM83 256V254H82ZM81 256V257H82ZM89 256V255H88ZM96 256V255H95ZM103 256V255H102ZM106 256V255H104ZM103 256V257H104ZM110 256V258H111ZM119 256V255H118ZM124 256V255H123ZM130 255H128L127 257H129ZM184 256V255H183ZM188 256V255H187ZM55 257V255H54ZM61 257V256H60ZM65 257V256H64ZM63 257V258H64ZM76 257V256H75ZM85 257V256H84ZM93 257V256H92ZM98 257V256H97ZM101 257V256H100ZM102 257V258H103ZM108 257V256H106ZM117 257V256H116ZM143 257V258H145ZM185 257V256H184ZM50 258V257H49ZM67 258V257H66ZM65 258V259H66ZM77 258V257H76ZM88 258V257H87ZM96 258V257H95ZM99 258V257H98ZM101 258V259H102ZM114 258V257H113ZM123 258V257H122ZM131 258V257H129ZM134 258V256H133ZM140 259V257H138ZM142 258V257H141ZM190 258V256L188 257ZM187 258V259H188ZM195 258V257H194ZM52 258L48 259L51 260ZM59 259V258H58ZM57 259V260H58ZM68 259V258H67ZM81 259V258H77L76 260ZM86 259V257H85ZM108 259V258H107ZM117 259V258H116ZM115 259V260H116ZM138 259V260H139ZM191 259V258H190ZM47 260V261H48ZM56 260V259H55ZM75 258L73 259H69L68 262L66 264H88L85 263L87 262V259L83 262L81 260L76 261ZM82 260L83 257H82ZM97 260V259H96ZM99 260V259H98ZM106 260V258H105ZM112 260V259H110ZM129 260V259H128ZM141 260V259H140ZM144 260V259H143ZM157 260V259H156ZM54 261V260H53ZM59 261V260H58ZM57 261V262H58ZM92 260H90L91 263ZM146 261V260H145ZM52 262V261H51ZM55 262V261H54ZM103 262V261H102ZM110 262V261H109ZM115 262V261H112ZM117 262H120L119 259H117ZM132 262V260H131ZM135 262V261H134ZM187 261L186 263L188 264ZM192 262V261H191ZM50 263V261H49ZM95 263V262H94ZM96 263H99L98 261ZM101 263V261H100ZM105 263V262H104ZM108 263V262H107ZM133 263V262H132ZM141 264V262H139ZM52 264V263H51ZM54 264V263H53ZM59 264V263H58ZM111 264V262H110ZM113 264V263H112ZM115 264V263H114ZM122 264V262H121ZM137 264V262H136ZM144 264V262H143ZM192 264V263H191Z\"/></svg>",
  "mask_w": 264,
  "mask_h": 264
}]
</instances>
